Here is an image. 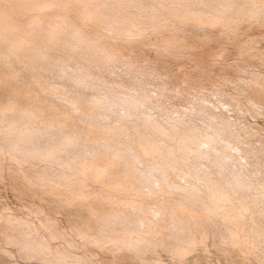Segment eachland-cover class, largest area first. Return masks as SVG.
I'll return each instance as SVG.
<instances>
[{"label":"rangeland","instance_id":"obj_1","mask_svg":"<svg viewBox=\"0 0 264 264\" xmlns=\"http://www.w3.org/2000/svg\"><path fill=\"white\" fill-rule=\"evenodd\" d=\"M43 1L44 0H0V10H1L0 16L3 15V17L0 18V19L3 18V22L2 20H0V70L3 71L2 73L0 71V264H264V220H263L264 218H262L264 216L263 215L264 213L262 214L263 216L260 214L264 212L262 211L264 210V208L261 207L260 212H259V209H256L257 207L260 208L259 207L261 206L259 205L260 201H262L260 204H263L262 206H264V197L262 198L263 200L260 198V196L261 197L264 196V194H262L264 193L262 192L264 191L263 190L264 189V185H263L264 178L263 180L260 178L261 181H263L261 183H260V180H257L259 179V176L257 175L260 174V172H261L260 176L264 177V158L262 159V161H260L261 160L260 157L262 155H263L262 157H264V104H263L264 98H262L264 97V94H263L264 93V0H150V1L143 0L144 3L141 2L140 0H137V2L140 1L142 4L140 5V3L138 2L140 7L138 6V4H136L137 3L136 1L133 3L131 0L132 2L131 4V2H127L129 0L127 1L124 0L125 3H127L125 4L126 7L124 9L125 11L127 10L128 12L127 11L125 12L123 8L122 10L119 9V11L123 14V16L119 15L121 13L117 14V12L119 11L116 12V10H118L117 8H119L118 6H120L121 8V5H123L124 3L122 0H113L115 3L116 2L118 3V4L116 3V6L113 5L115 3L113 1L111 2V0H108V1L107 0H52V2L51 0H47V2L46 0L44 2ZM120 1H122L123 3H121ZM110 3H113V4H110ZM130 4L131 5L136 4V6H133L132 8ZM127 5H128V8H127ZM144 5H147V6H144ZM219 5H221L223 8ZM92 7L95 9H92ZM146 7H149V8H146ZM218 7H220L219 8L220 12L217 14ZM136 8L138 9V11H136L137 10ZM168 8H170L171 10H169ZM224 8L225 9L227 8V10L225 11ZM43 10L45 11V13L47 10H49L51 13L50 12H47V13H50L51 15L46 13L47 15V18H46V16L44 15L45 13L42 12ZM90 10H93L92 12L94 14H92ZM160 10L162 12H160ZM165 10H168V12ZM221 10L223 11L222 13L224 14V16L222 15ZM38 11L40 13H38L37 15ZM133 11H135L134 13L136 14V16L138 14L141 16V18L140 16H138V18L140 19L139 22L135 21L138 19L134 15ZM163 12L164 14L165 12H167L165 14L166 17L163 14ZM150 13H153V16L155 17H152V14ZM114 14L118 18L119 16H122L123 19L125 18L124 16H126L127 18V19L125 18L126 21L125 19L123 20V22H126V23H123L124 25L126 24V26H124L121 23L122 21L121 17H120L121 20L119 18L121 24L119 23V20L117 22L118 18L116 19V17H114L115 16ZM143 14H145L146 16L144 15L145 16L144 17ZM168 14L170 15L168 16ZM227 14H229V16ZM40 15L41 16L44 15L45 17L44 16L41 17ZM112 15L115 18V20H113L114 18H112ZM148 15L150 16V18H148L149 21H153V22L156 20L155 18L161 17L162 15L164 16L156 20V22L158 21V23L156 22L154 23L156 26L151 24L153 22L148 23L149 25L148 24L144 25V23L148 20L146 18ZM35 17H37L38 19L35 20ZM39 17L42 19H40ZM50 17H55V18H50ZM220 17H225L226 19H228L227 17H229L230 20L226 21L225 18H223L224 19L223 20ZM103 18L104 20H102ZM130 18H131V22H132V19L135 18L133 21L136 23L134 22L132 23L135 24V26L138 24L137 28L142 27L143 29L139 30L140 29L139 28L138 29L139 31H138L136 27H135L136 29L131 28L133 27V25L128 22L130 25L128 27L129 29L127 28L128 29L127 31L126 30V27L128 26L127 21H130L129 20ZM143 18L147 20L144 21ZM152 18L155 20H153ZM167 18L169 20H167ZM111 19L115 21L114 24L117 22L116 23L117 25L112 26ZM163 19L166 20V21L165 20L163 21L164 23H162L161 21ZM42 21H44V23ZM113 21H112V24H113ZM50 22H53V23H50ZM64 22L66 23L62 25V23ZM107 22L109 23V25ZM142 22H143V25L146 26L145 27L146 29L144 28V26H142ZM4 24L7 26L6 28L4 27L5 26ZM49 24L51 25L53 24V26L50 27L51 25ZM44 25L45 26L49 25V26L45 27ZM119 25L122 26L121 29H120L121 26ZM150 25H153L155 27H152V26L148 27ZM13 26L15 27V29H17L16 32ZM114 26L116 28H114ZM11 27H13L12 29H14V31L10 29ZM124 27H125V30L123 29ZM130 28L133 29L131 30L132 32L130 31ZM86 30L89 32L88 33L85 32ZM129 31L131 32V35ZM125 32L126 33L129 32V33L126 34ZM136 32H137V35H136ZM11 33H13L14 36H11ZM15 33H16V36H15ZM132 33H135V34H132ZM145 33L146 35H144ZM123 34L125 36L124 39H122L124 37ZM132 35H134L133 39H132L133 37ZM142 35H144V38ZM78 36H81V37H78ZM16 38L18 41H16L15 43L14 41L16 40ZM145 38H147L148 40H145ZM86 39L90 40L89 42L90 44L87 42L88 40L86 41ZM86 42L88 44H86ZM103 44L105 46H103ZM103 47H106L105 49H106V52L108 51V53L104 52L102 53V56L108 54V55H111L112 57L111 56L107 57V55L105 57L101 56V52L103 51H100V50L105 51ZM86 49L88 50V52L92 51L93 53L92 52L91 54L86 53L87 52ZM109 49L111 50L110 51L111 54L109 52ZM34 50H35V53H34ZM112 51H114L113 55L115 56L112 55ZM25 52L28 54L26 55ZM24 53L26 56L22 55ZM116 53L118 57L116 56ZM20 54L22 56H25L24 58L26 59L22 58ZM32 54L33 56L36 54L34 57L38 55L37 58H39L40 62L38 59L37 61L36 60L34 61L33 59H36L34 57L33 59H31ZM80 55H83L84 58H82ZM85 55H89V56L92 55L91 56L92 58H89V56H87V59H86ZM95 55L96 57H94ZM27 56H29L31 60L36 62L35 64H39V70H38L39 72L37 71V68L35 67L36 65L34 64V62L33 63L32 61L26 62V60L29 59V57ZM97 57L99 59L101 58V60H99ZM116 57L118 59L114 60L116 59ZM21 58L23 60H21ZM78 58H80L81 61L83 59L84 64L81 61H79L80 59L78 61L82 63L81 65L80 63L78 64L74 62V59L77 60ZM88 59H90V61H92L91 59H93L94 61L89 62L87 61ZM95 59L96 60L98 59L99 62L98 60L96 62ZM18 60L24 61L25 68L22 67L23 62L21 63V61L19 62ZM72 60L73 62H71ZM111 60L114 61V65L115 64L116 65L114 66V68L112 67L109 69L108 67H110L111 64L113 65ZM128 61L129 62L131 61L130 63L132 64L129 66H131L134 69H131V67L128 66V64H130V63L127 64ZM49 62H52V63L48 65ZM86 62H88L89 65H93L94 62H96L95 63L96 65H94L93 69L91 66L90 68L89 65H87V68L85 66V70L87 69L86 70L87 72L89 68L92 69V71L89 70L90 74L89 72L85 73L86 71L82 70L84 69V67L82 68V66L86 65ZM106 62L107 64L111 62L110 66L105 67L107 66V64H104V63ZM17 63L18 65L21 64L19 66L20 68L18 67V65H16ZM26 63L29 64V67L27 66L29 69V72L31 71L33 73L35 71V73H33L34 76L33 74H31V72L29 73L30 76L31 75L33 76V78L29 77L27 73L28 69L25 70L26 72L25 74H27L29 78L25 76L22 77L20 75V74L24 75V73L22 72H24V69L27 68L25 66L27 65ZM98 63H101V64H98ZM45 64H47L48 69L46 68ZM97 64H98V68H95ZM102 64H104L102 67L99 66ZM30 65L31 66L33 65L34 69L35 68L36 69L34 70L32 67L31 68L33 70L30 69ZM40 65L45 67V69L47 70L52 69L53 71V72L51 71L52 74L47 73V72H50L47 70H44L46 72L44 73L43 71L44 68H42ZM61 65H62V68L64 67L63 70L60 67ZM16 66L17 68H15ZM77 66H78V69H79V66H81L82 69L81 68L80 69L82 72L81 71L80 72L82 75H84L83 73H85L86 77H84L85 75L82 76L80 72L77 73V70H78L76 69ZM126 66H128V71L126 70L127 69ZM141 66L146 68V69L144 68L145 70L143 69V71H146L148 73V76H147V73H144L142 71ZM21 67L24 68L22 69L23 71L20 70ZM72 67L73 69L76 67L74 69V73H73V70L71 69ZM115 67L117 69H115ZM147 67L150 68V69L148 68L149 70H151L150 73L148 72ZM59 68L61 69V72L65 71L64 74L68 72L66 73L68 75L58 73L57 69L60 72ZM99 68H102V69L107 68L109 70L107 71V69H105L103 70V72H100L101 69L99 70ZM129 68L131 69V72H129ZM70 69L73 74L71 73ZM96 69L100 72L99 73L97 71L98 75L96 74V71H95L96 75L92 73L94 72L93 70H96ZM14 70H16L15 73H14ZM114 71L117 72L116 75L120 74L124 76L125 78L127 77L126 79L129 80L127 81L129 82V84L131 80V85L133 88L130 85H126L125 84L126 81L124 82L122 81L123 82V85H122V82L119 79L122 78L124 80V77L120 75H119L120 78L117 81L116 79L118 78V76H113L115 75ZM11 72H13L15 75ZM3 73H4V76L6 73L7 75H9V77H6L7 75L5 76V78L2 77L1 74ZM17 73H19L20 76ZM57 73H58V76H57ZM45 74L46 75L50 74L52 76L49 75L46 77ZM75 74H76V77H75ZM77 74H79L78 77L80 76V79L78 78V80H76ZM99 74L101 76H99ZM141 74L146 75L148 77V80H149L148 83L145 82V80H147L145 79V76L142 78ZM36 75H38L36 77L38 78L37 80L35 78ZM62 75H64L65 80L62 79V77H59ZM69 75H71V77L73 76L72 80H75V82L76 81L78 82L79 80L82 81V82L81 81L78 82L81 85V87L76 82L77 83L76 85L77 86L79 85V87L82 90L88 87L87 89L90 91L88 92L87 89L84 92H82V90H79L80 88L73 85L72 80L70 81L71 78L70 79L68 78ZM91 75H94L93 79ZM39 76L41 79H43L42 81L40 80V83H42L43 85L39 83V79H40ZM90 76L92 80L90 78H87ZM95 76H97L98 78H96ZM107 76L112 78V80L109 77L107 79ZM139 76H141V79L138 78ZM158 76L160 78H157ZM99 77L101 79L105 77L106 78L105 80L103 79L104 81H101L99 80ZM113 77H115V80L117 82H120L119 83L120 86L122 85L120 89H119V86H117L118 83L114 81ZM129 77L131 78L133 77L134 79L137 77L138 79L136 78L135 80L136 83L133 84L132 82H134L133 81L134 79L132 78L133 79L132 80ZM227 77L228 78L230 77L229 79H231V82L233 84L230 83V80L227 79ZM20 78L21 80L22 78L24 80L21 81ZM57 78L60 79L61 81L60 83H58L59 81ZM86 78L88 80H86ZM232 78L236 79L235 81L237 82L233 81ZM224 79L225 81H223ZM107 80H110L109 87L107 85L108 84ZM138 80H142V81L140 82ZM143 80L147 85L146 87H142V84H140V83H143ZM226 80L227 81L229 80V85ZM13 81L16 82L17 84V85L15 84L16 86L14 85L15 82L13 83ZM91 81H93V83H91ZM94 81L96 82L94 83ZM100 81L103 83L107 81L106 82L107 84L105 83L106 85L103 84L104 86L99 87L102 85ZM156 81L166 82L167 86L166 85L163 86L164 83L162 82L161 83L163 85H160L161 83L159 84ZM11 82L13 84H10ZM83 82L84 84H81ZM85 82L87 84L89 82L90 84H88V86L86 87L87 84L85 85ZM114 82L117 83V84L115 83L116 84L115 89L116 90L118 89L117 92L119 91L116 94L114 93L116 92L115 89L113 92L114 87H111V85H113ZM155 82L157 84H155ZM21 83H23L24 86ZM99 83H101V85ZM137 83L140 84L141 86L139 85L138 87H134L135 85H138ZM145 83L143 86H145ZM95 84L99 86L96 87ZM154 84L156 86L159 84L157 87L159 86H162V87H159L160 88L159 90L158 88H156ZM59 85H61V87L62 86H65V87L59 88L60 87ZM234 85L237 86V88H235ZM250 85H251V89H250ZM57 86L58 88H55ZM126 86L131 87L132 90H130L129 87H126ZM252 86L253 87L255 86V89L253 88L252 90ZM259 86L263 89L260 88L261 90H259V88L258 89L256 88ZM106 87L109 89H106ZM151 87L156 88V89L154 88L155 89L154 91H158L157 92L158 95L164 92V91L162 92L161 90H165L167 88L166 89L167 92L166 91L165 92L167 93L166 96L168 95L167 97L169 99L164 95V93L162 94L163 96H157V94L152 89V92L154 93V95L156 94L154 96L153 93L151 94L150 92ZM163 87L165 88L162 89ZM246 87H248L249 89H247ZM74 88L77 91L79 90L78 94L75 93L77 91ZM121 88L122 90L125 89L123 90V92L125 91L126 95L129 92L128 96L126 97L128 100H129L128 97L129 95L132 94V92H133L132 94L133 96L136 95L137 92H139L140 94L139 93L138 94L141 95L142 92L143 94L146 92L145 91V88H146L147 92L144 95L146 96V94H148L149 97L144 96L143 98H146V99L145 100L143 99V100L146 102L148 101V104H146L145 106L143 104L144 103L143 100H142L143 103H141V97L138 95L135 97L131 95L132 97L130 96V100H132V102L130 100L128 101L124 97L125 92L122 94ZM139 88H143L144 90L142 89V92H140L141 90ZM73 89L75 92L73 91ZM128 89L132 91L131 94H130V91H128ZM138 89L140 91H138ZM148 89H149V93H148ZM256 89L257 91H254ZM66 90H68V92ZM69 90H72V93L73 92L75 93L74 96L76 95L81 96L80 95V92H81V94L86 93L85 97L86 96L88 98L90 97L89 101L90 100L93 101V99H95L93 101V104L96 101V104L97 105L99 104L98 105L99 107L95 104L93 107L100 108V109H97L98 114L101 112L100 115H98L97 113L94 114V111H96V109L95 110L92 109L93 111L91 112H90L91 109H88L89 112H87V114L88 113L92 114L93 112V116H92L93 118L90 119L91 114L89 117V115L86 114L87 110L86 111L82 110V108H84L85 106V103H83L84 100L82 99V97L85 99L84 95H82L81 98H77L76 96V99H77L76 100L75 98L73 99V95L70 94L71 91L69 92ZM133 90H136V93ZM181 90H183L184 92L182 93ZM223 90L224 92H221ZM248 90H250V94L252 91H254L255 93L256 92L258 93L259 91L260 93L263 92L261 93L263 94L261 95L262 97L260 96V94L257 95V98L260 96V98L258 99L261 101V104H260V101L256 99V94L255 96H253L254 95L253 92H252V98L250 94L247 93V95H249L252 100L249 99V96L247 95H245L248 97V98L246 97V100L247 99L249 100L246 101L244 99L245 98V96L243 95L245 93L244 91L249 92ZM38 91H40V94H42L43 92L42 95L44 96V98L42 97V95L39 94ZM55 91H58V92H55ZM63 91L65 93L64 96L62 94ZM45 92L46 94L47 93L48 94L47 95L44 94ZM87 92L88 94L90 92L92 94L90 93L88 95ZM57 93L59 94V96L57 95ZM60 94H62L63 96L62 100H61L62 97L60 98L61 96ZM143 94L141 96H143ZM232 94H234L235 97L237 94V97L240 96V98H243L241 99L242 103L239 102L240 98L238 99L239 101L237 100L239 103H241V105H239L238 102L235 101L237 97L234 98L233 97L234 95L232 96ZM66 95L69 96L70 100L72 99V101H69V102L70 103L74 102L73 103L74 105L73 104L70 105L69 102L64 103L63 100L68 98V96ZM70 95H72V97H70ZM112 95L113 96L118 95V97L120 96L119 98L121 99V101L123 99V101L120 103L119 98H118L119 100L118 101L117 96L116 97L114 96L113 97L114 100H112L113 103H110L111 100L109 99L112 98ZM150 96H153L155 98L158 97V99L157 100H155V98L150 99ZM164 96L166 98H164ZM136 97L140 98L139 99L140 101L139 100L138 101L140 102L139 104L141 105L137 103L138 101L136 99L138 98ZM160 97H162L166 102H164L162 98L159 99ZM254 97L257 101L253 99ZM88 98H86L87 101H88ZM124 98L126 100H124ZM133 98H134V102L137 101L136 102L137 104L133 103ZM78 99L82 100V102L79 103ZM99 99H102V103H103V100L105 103L109 102L110 104H114L115 102V104L113 105L115 107H116V101H118L119 103H117L118 105L117 107L119 108L122 107V106L120 107L119 104L123 105L125 101V105L123 106L124 109L122 107L121 110L122 111L126 110L128 112L131 108L132 109L127 113L129 115H127L125 113L126 111L118 112L120 111L119 108L116 107L117 110L119 109L118 111H116V108L114 109V107L112 105H109L108 103L109 106H112L115 112H118L117 114V113H114L112 111V108L110 107L111 108L110 109L109 106L108 108L110 110L108 111L107 110L108 108L107 109L105 108L107 104L103 103L105 104L104 106L105 109L102 111L103 104H101V101L98 102ZM75 100L76 102H78V104H75ZM159 100L160 101L162 100V102H158ZM89 101L86 104L85 109L88 106L92 107L91 106L92 101H90V103ZM126 101L129 102V104L131 103L134 105L135 104L138 105V108L137 106H133V107L130 106L129 104H127ZM151 101L152 103H150ZM191 101L197 105H194L192 103V105L191 104L188 105L189 107L185 106V104L187 105L188 103H191ZM61 102H62V105L60 104ZM157 102L158 104H162L163 107H161L162 105L158 106V104H155ZM203 102L208 103V105L207 103H205V105H207L208 108L204 106V104L202 105ZM243 102H245L244 106L246 107L242 106ZM246 102H247V105H246ZM248 102H251V103L248 104ZM153 103L154 105L152 106V110L148 111V108L151 107V106L148 107V105L153 104ZM164 103L165 104L167 103L166 104L167 106L166 105L164 106ZM79 104H81V106ZM176 104L180 106L178 107L176 106ZM250 104H252L250 108L251 110H253V112H251L248 106ZM77 105L78 107L79 106L82 107V108L80 107L79 108L86 114L85 116L82 111L80 110L78 111L79 108L75 107ZM127 105H129L128 108L126 107ZM156 105L161 110L165 109L166 112H168V116L166 113H164L165 111L161 112L160 109L159 111L156 108ZM168 105L170 106L168 107ZM255 105L257 106V108L259 106L260 107L263 106L261 107L262 109L260 108L261 112H258L259 114L258 116H256L257 115L256 112L259 111L260 109L259 108L257 109ZM65 106H67L69 109L70 108L72 109H70V111L67 112L69 109ZM240 106L243 107V111L241 109L242 107L240 108ZM63 107L67 108L68 110L65 109L64 110L65 112H64L62 110ZM180 107H181V110L179 111ZM182 107L185 108V110L188 108L186 112L189 109H190V112L192 110L194 114L193 113L191 114L195 116L193 117L190 113H188L189 111L187 113H185V110L182 111L183 110ZM235 107H237L236 110H235ZM143 108L145 109L143 110ZM153 108L155 109L153 110ZM168 108H171L170 109L171 113L168 111ZM233 108H234V112H233ZM245 108L247 110V111L245 110L246 112L244 111ZM146 109L149 113L146 112ZM197 109L198 111L200 109V112L203 110L204 114H200V112L196 111ZM211 109H213L214 111ZM98 110L100 111L98 112ZM132 110L135 113L140 112L139 114H141V111H142V114L146 113L147 117H149V121H151L150 117L152 115L157 116V112L159 114L161 112L160 114L161 117L164 118L162 114L163 115L165 114V118L167 117H170V118L163 119V121H161L159 117V120L162 123L167 122L169 126L167 127V124H163L162 126L161 123H159L160 121L158 122V116H159L158 114L157 119H155L156 118L155 116H152L155 119L154 120L152 118V121L154 120L155 122L153 121V123H151L152 125L154 124L153 127H151V124L149 123L150 125H148L147 123L148 122L147 121L148 119H146L147 117L142 118L146 114L143 115L142 117H139V114H135ZM221 110L223 111L221 112ZM227 110L228 111L230 110V111L228 112ZM249 110L251 113L248 112ZM105 111L108 113V116L110 117H112L113 115L118 116L119 113L120 114L124 113L121 116L119 115V118L117 119L119 120V122H120V119L121 120L124 119V121L128 119L126 121L127 123L126 122L124 123L126 125L125 126L126 128L130 125L134 126L135 124V126L132 128L128 127V129L132 132H130L127 129L129 133L133 134L132 136H134L135 139H137L136 136L138 137V135H136L137 132L139 135L140 133H142L141 135L143 136L141 135L140 136L142 137L141 139L143 141L145 139H146L145 141H147V139L154 140L155 136H156L155 140L158 139V137L160 139L159 133L161 131L163 132V129L161 127L164 128V125H165L166 130L164 129V132L167 131L171 133L172 130L177 132V135L175 134L176 132L174 133L173 131L171 134H168V135H166V132L165 134L163 133L164 135L161 133V136L162 135L164 136V137L163 136L161 137L162 143H165L162 140L168 141L167 140L168 138L165 139V137H168L169 135L173 136L175 134L174 135L175 138L172 137L173 143L171 144L166 143L169 148H170L169 145H172L171 146L172 149H170V151L172 150L171 153L172 152L174 153L178 146L179 147L177 151L179 153H177V151L175 153H177L178 154L177 156H179L180 158L182 157L181 160L183 159V156H182L183 153L181 152L183 149L187 151V148L189 147V150L191 152L187 151L188 154L189 153L192 154L193 151L197 153L192 154V155H195V157L194 156L192 157L190 154L189 156L188 154L186 156L185 154L186 158L183 159L184 160L183 162L180 160V158L176 159L178 157H175L176 156L175 153L172 154V156H167V155H171L170 152L168 154L166 152L168 147H165L166 150H164L165 149L164 147H161V148H164L162 149L161 152L158 151L159 149H157L160 147H157L156 148L157 150L153 148L155 152L154 151L152 152L146 148L147 147L146 143L148 141L146 143H144L145 141L144 142L142 141L144 143L143 144L141 142L142 145L146 147H144V149L141 148L142 145L140 144L139 139L137 140L134 139V142H133L134 137L132 138L131 134H129L130 136L128 137L129 139L132 138L131 141L133 143L140 144V145L139 144L136 145L140 147L138 148L139 149L138 151L141 152V155L139 154L140 152L138 153L139 154L138 155L137 153H135L137 151L136 149L137 147L134 146V144L130 143L129 140L127 139L126 140L128 143L126 145L125 138H128L127 137L128 132L126 130L125 131L126 134L124 133V130L126 128L123 125L118 124L119 126H122L123 129L121 127L120 128L123 131V133L122 131H120L119 126L115 127L117 126L116 122H118L116 121V119L114 120V118L112 117V120H111V118H109V120L112 121V124H113V120L116 123V125L113 124L114 129L113 127H111V129H113L114 131L118 129V132L115 131L114 133V131L113 132L110 131V128L109 130L107 129L108 127L107 124H109L108 122L110 121L109 120L108 122L105 121V117H104L105 113L103 114V112ZM111 111L114 114H109V112ZM131 111L133 112L134 117L135 115L138 117V118L135 117L137 120L141 118V120L139 119V123L137 121L138 125L136 124L135 118H132L135 123L133 124L129 123V122H133L131 117H129L132 115ZM144 111L145 113H143ZM153 111H155L156 114H153L155 113ZM178 111L180 112V114ZM218 111H220V113ZM150 112H152V115H148L150 114ZM183 112L185 114H183ZM195 112H198V113H195ZM101 114L104 115L103 116L104 118L101 117ZM210 114L212 115L214 114V116L211 115L212 116L211 117ZM251 114L252 115L256 114V115L255 116L253 115L254 116L253 117L251 116ZM178 115H180L179 117H183L181 118L182 120L178 117ZM222 116L224 120L229 119V123L231 124L230 125L226 124L228 123L227 121L224 123L223 122L224 120H221L223 124L220 123L219 121L222 118ZM95 117H98V118L101 117L99 119L101 120L102 124H100V120L96 118L101 127L100 126L98 127V124L96 123L97 120H95ZM124 117H126L127 119ZM128 117L132 121H130ZM171 117H173L172 119H174V117L179 118L180 121L177 118L174 119L175 121H179L177 123L180 126V127L178 126L179 131L177 130L176 125H175L176 129L173 128L174 127L173 125L176 124V122L174 121L172 123ZM102 118L104 119V121ZM211 118L213 119L215 118L216 120L214 119V121H211L213 120ZM235 118L236 120H238L236 121L237 123L235 121H231V120H235ZM243 118L246 121L248 120L249 122V123L247 122L248 125L251 124V126H253L251 127L250 130L248 129L250 126L245 125L246 121L243 120ZM106 119H108V117H106ZM187 119L188 121L190 119L189 125L193 127L187 125L188 124ZM217 119H218V122H217ZM124 121H121L120 123ZM141 121L143 122L140 123ZM144 121H147V122H144ZM208 121L211 124L208 123ZM243 121H245V123H243ZM232 122H235V124L233 123L234 126L232 125ZM144 123L146 126L144 125L143 126L144 128L147 127L146 129L142 127V124ZM155 123H159V124H157V126L154 128V126L156 125ZM171 123L173 124L172 128L170 127ZM180 123L187 125L188 129L186 128L187 129L186 130L185 129L186 126L185 127L184 125L181 126ZM219 123L222 126L224 125V127H222ZM240 123L244 125V129L248 126L246 128V130L247 129L248 130L243 131V126ZM104 124L106 125L104 126ZM139 124H141V126ZM237 124L238 126H236ZM158 125L159 126L161 125V127H158ZM59 126H62L64 129ZM103 126H104V130L106 129L105 131L103 130L104 132L101 131L102 130L101 128ZM136 126H138L137 127L138 131L136 130L137 129ZM225 126L227 128L231 126L232 130L230 128L227 130ZM240 126H242V128ZM157 127H158V130L156 129ZM181 127L184 128L188 132L192 130L191 128H193V130H195V127L198 128L197 130H195V133L194 131L193 132L190 131L189 133L190 136L192 135L191 132L194 133L195 135L197 131L198 132L200 131L199 129L204 130L203 134L201 135V138L203 137L205 130L211 138L213 135H217V134L220 135L219 133H221L222 135V132H223L222 136L227 139L226 141L229 144L235 143L236 145L235 144L234 145L237 149L235 147H232L234 146L233 144L232 145L227 144L222 136H216V137L213 136L212 138L213 140L209 138L210 139L209 140L210 143H209V141L205 142L204 139L207 138L205 137V135H204L205 138L203 137L204 139L196 138L197 136L195 135L196 136L195 137L193 135L195 137L194 140L196 139L195 141H197V139H200L198 140L199 142L198 141L196 142V144L198 143L197 144L198 147H197L196 144L189 142V139L188 141H186L187 137L185 138L186 136L185 134H187L188 132L186 133L185 130L183 131ZM58 128H60V131H63L64 133L70 130V133L72 132L70 135L72 137H75V139L68 136L69 133L67 132L66 134H64V137H67V140L66 141L63 140L64 137L62 136L63 138H61V136L59 135L60 132ZM133 128H135L134 129L135 132L132 130ZM159 128H161L162 130ZM179 128L181 129V132L182 131L185 132L184 135H182L183 133H180L182 136L179 134L181 137L178 135V133L180 132ZM219 128H221L222 130ZM224 128L229 132L228 134L226 130H225L226 132L223 131ZM233 128H235V130H233ZM139 129H141L142 132H140ZM147 129H148V132H147ZM168 129L170 131H168ZM207 129L208 130L210 129L209 132L207 131ZM218 129H219V132H218ZM237 129L238 131L241 129L240 130L241 132L238 135H241L244 132L242 134L243 136L241 135L239 137V140H238V137H234L237 135L236 133ZM107 130L108 132H106ZM149 130L150 131L156 130L155 133L158 131L159 136L158 134L155 135V133H154L155 135L154 136L152 134V132L154 131L150 132ZM211 130L215 133L211 132ZM229 130L236 131V132L235 133L233 132L232 134V132H230ZM119 131L122 133L120 135H126V137L125 136L122 137L118 135L120 133ZM63 132L61 133V135L63 134ZM116 132H117V135H116L117 139H115L114 138L115 136H113L116 134ZM149 132L152 134V136H154L153 138L152 136H150L151 138L148 137L149 135H151ZM249 132L250 134L252 132L251 134L252 138L251 136H247L249 135ZM106 133L108 136H105ZM111 133L112 135L110 136L109 134ZM101 134H103L105 138L107 137L106 138L107 140L104 139V137H101L99 140H97V138L100 137ZM224 134L226 136H224ZM254 134H256L257 137L260 136L258 137L260 139H258ZM56 135H59L60 137ZM96 135H99V136H96ZM144 135H146L145 138H143ZM87 136L89 137L88 140H87ZM90 136H95L96 139L95 137L94 138L92 137L93 140H91L92 138ZM117 136H119V138ZM190 136H188V138H190ZM193 136H191L190 141L193 139ZM244 136H246L247 139ZM176 137L178 138L176 139ZM214 137L216 138V141L214 140L215 139ZM217 137H218V141L219 140L221 142L225 141V143L222 142L221 144V142H217ZM220 137H222V139ZM248 137H250L249 140L251 142H249ZM122 138H124L125 141ZM181 138H184V139L181 140ZM236 138L238 141H240L239 145H238V141H236ZM240 138L243 141L245 140L249 143L246 142L247 143L246 144L245 141L243 142L242 140H240ZM72 139H74V141ZM94 139L97 140L100 145L98 144V142H95V145L93 148L92 144L95 141ZM159 139L156 140L158 142H154L155 144L157 143V146H158V143L159 145H162V143L159 142ZM169 139L171 138L169 137ZM70 140L73 142H71ZM117 140L119 141L117 142ZM120 140H122L121 141L122 144L124 141V144L123 146L121 144V147H125L124 145L129 147V148L127 147L121 148L127 154H125L124 151L123 152L121 151L120 144H119ZM184 140L187 142V143L186 142L184 143L186 144L190 143L188 144L189 146L183 143ZM202 140H204L205 145L208 147L206 148L204 146L202 147V145H204ZM211 140L213 142H211ZM230 140L231 142H229ZM83 141L85 144L86 143L88 144L85 145ZM107 141L108 142L111 141L113 143L111 142L108 143ZM195 141L193 142L195 143ZM201 141H202V145L200 147L199 143ZM65 142H69V143L71 142V145L69 146V143L67 144ZM89 142H91V144ZM104 142L105 144H103ZM114 142L118 144L119 147L115 146L116 144ZM178 142H180L179 143L180 145L182 142V144L186 146L182 145V149H181L180 148L181 146L179 144H176ZM241 142H243L241 146H243L245 149L240 146ZM82 143L84 145H82ZM101 143H102V146H101ZM106 143L108 144L106 145ZM244 143L246 144V146H248V144L250 145L246 148ZM89 144L92 146H90ZM96 144L98 147L96 146ZM110 144L112 145L114 144L113 147ZM128 144L133 146V149ZM166 144L165 145L163 144V146H166ZM174 144H176L175 149H174ZM211 144L214 146L213 148H211L212 146ZM220 144H221V147L219 146ZM222 145H225L227 149H225V146H222ZM95 146L97 147V149ZM100 146L102 148L106 146V150H107V146H110L111 148L110 147L109 148L111 150L114 149V147H117L115 148L117 149V152L115 151V149L112 151L109 150V148L107 151L105 149H100L99 148ZM194 146L197 147V150L195 149L192 151V149H194ZM222 147H223V150L225 149L224 150L225 152L222 150ZM199 148H201L200 152H199L200 150ZM210 148L214 151L215 150L219 151L221 149V151L224 152L223 154L227 157L230 156L229 154L232 155L233 153L232 157H229L230 159L232 158L233 160L236 158L235 156H238V159L237 158L235 159L236 164H233V165L230 164L229 162L233 160L232 159L230 160L227 157H225L223 154H221L222 152L221 153L217 152L215 154H212L213 152H211ZM94 149H96L97 151L95 150L94 152ZM146 149L151 152L150 153L152 154L151 156H154L153 153L155 154L154 158L156 160H154L153 157H152L153 160L151 159V157H149L150 156L149 151H147ZM134 150L136 151L134 152ZM143 150L146 151V153L145 152L143 153L144 155H142ZM163 150L166 152L164 153L166 154L165 156H163L164 155ZM207 150H210L211 153L210 152L208 153ZM108 151L110 153L116 152V155H114L115 153L110 154ZM119 151H121L120 153L125 154V156L127 155L126 157H128L130 154L133 157L138 155L137 157H135V158L140 159V160L137 159L138 161H141L142 158L140 157H143L145 156V154L148 153V155L145 156L146 158L145 157L143 158L147 159L148 157L150 158V160L147 159L146 161H144L145 159H142L141 163H139L141 164L139 167L144 166V165L146 166V164L149 163V165L151 166V169L149 168L150 166L148 164H147L148 166L147 168L150 169V173L146 172V170L144 171L143 169L142 170L139 169V167L137 166L138 161L135 158L134 159L136 160V164L134 163V160L132 161V159H130L129 163H131L130 161H132L134 165L133 163L128 165L129 163L127 162V160L129 158H132V156H129L128 159L125 157L126 158L125 160L124 155L122 156V154H119ZM186 151L184 153H186ZM203 151H204V154H203ZM159 152L161 153L162 157H166V156L167 158L169 157L168 159L166 158L167 160L163 158L166 161V163L168 162V164H166L165 161H163L162 157H161V162L157 161L158 156H160L158 155ZM198 152H199V155H198ZM95 153H98V155H96ZM134 153H135V156H134ZM201 153H202V156L200 155ZM207 153L208 155H206ZM216 154L217 155L221 154L219 156H221V158L225 157L224 159L227 158L226 160H228L229 162L223 159L219 160L220 157L218 159V156ZM241 154L245 156V157H242L243 159L239 158L242 156ZM120 155H121L120 159L119 158L117 159V157H119ZM96 156H98V158ZM199 156L201 160H199ZM171 157H174V159H176V161L174 162H177V163L172 162L173 160ZM187 157L188 158L190 157V160H188ZM191 157L192 159L194 158L193 159V161H195L194 163L195 164L197 163L196 166H194V164L191 163L192 162ZM205 157L207 158V160H205L206 159ZM215 157L219 161H217V159L216 160L213 159ZM257 157H258V160H257ZM122 159H124L126 162H124V160L122 161ZM169 159H171L172 161ZM185 159H187L188 162L191 161L190 163L194 167L193 168L190 165L189 167L190 172H189V168L188 169L186 168L188 164L190 163H185ZM197 160L199 161L197 162ZM202 160H205L207 164H205V161H202ZM237 160H241L242 162L240 161V163H238ZM120 161L122 162L120 163ZM143 161H144V164L142 165ZM153 161H155L156 163L155 165L158 164V167L153 165L154 164ZM170 161L172 164L170 163ZM178 161H181L180 163H183V164H180L179 166ZM220 161L223 162V163L221 162V165L222 164L228 165L229 163L228 167H226V165L225 166L223 165L224 167H222L219 164ZM224 161L226 162L224 163ZM150 162H152V164ZM210 162H212L213 165ZM256 162L260 163V165L257 164ZM159 163L161 166L162 165L164 166V167L160 166L161 168H164V169L162 170L160 168L161 171L160 169L152 170V168L154 169L155 167L159 168ZM163 163H165L166 166ZM123 164H127V165H123ZM174 164H175V168L179 166L177 167V170L174 167L169 168V166L174 165ZM186 164L187 166L185 167L186 168V171H185L184 165ZM214 164H215V167L213 168L212 166H214ZM241 164H244V165L247 164V165L245 167L244 165L241 166ZM131 165L133 167H131ZM198 165L201 168L200 170H203L205 168L204 170L206 172L208 173L210 172L209 174L210 178L213 172L214 174H217V175H212V178L209 179L206 177L208 176V174L205 173L204 171V175L207 174L206 176H204L205 181L207 180L206 183L204 182L205 185L208 184L207 187L204 186V183H201L203 182L202 179L204 177L201 178V182H200V177L203 176L202 175L203 171L199 170ZM200 165L204 167L202 168V166ZM217 165L219 166V168L220 167L224 169L228 168L226 169V171H228L229 173L227 172L226 176L223 175L225 174L224 172L226 171L223 170L222 168H220L222 170H218V172H216L215 170L218 169ZM256 165L258 166L257 168L260 170V171L258 170L259 172L256 170V167H255ZM129 166L131 167V169L133 168V171L137 169L138 171L139 170L143 171L141 173L142 175L140 174L142 177L144 176L143 174L145 173H146L145 176H147L148 174L149 175L151 174L150 176H153V175L157 176L159 174H162V175L164 174L165 177L160 176V175L157 177L158 178L161 177L165 179V181L160 178V180L164 181L163 183L162 181H159V179H156L158 182H161V183L159 184L155 180L156 185L152 184L155 182L154 178H150L148 175L149 179L152 180V183L150 182L151 180H149V183H146V181H148L147 180L148 177H145L146 180H144V177L142 179V177L138 174L140 173L138 171L135 172L136 174L135 176L138 178L135 177L136 179H133L132 174L130 176L125 175V174H129L132 172L134 176L133 171L127 170L128 168L130 169ZM134 166H136L137 168ZM205 166L206 167L211 166V169L209 167H207L208 169H206ZM180 167H181V171H180ZM248 167H250V170L248 171V174H247L246 171L249 169ZM178 168H179V172L176 173L178 171ZM212 168L214 169V171ZM251 168H253L252 169L253 171L251 170ZM168 169H170L171 171L175 170V172H171L169 170L171 175H173L174 173L173 177L169 175L170 173L168 171L167 173H169L168 174L169 176L166 175L167 173L163 172V171L166 172V170ZM182 169L187 174L188 172L190 174L191 170L192 171L194 170L195 173L199 170L198 173L200 172L199 173L200 177L198 176V173H196L197 175L195 173L194 174L191 173L192 175H189L188 177V179L190 178L191 180L197 179V182L194 183L196 180L188 181L186 179L188 175L187 174L183 175L182 173L184 171ZM126 170L128 172H126ZM156 170H158V173L153 174L152 172H156ZM219 171L221 172L224 171V172L221 174L219 173ZM251 172H255L256 174L258 172L257 175L253 173L254 175H256L255 176L256 178L254 177V175H252L254 179H251L252 178ZM218 173L221 174L222 176L218 175ZM177 174H181L179 175L181 177V180L185 179L184 181L187 180L188 182H193L194 185H192V183H188L187 181H186L187 183L185 182V184H187L185 185L187 186L185 188H187L188 190L187 193L190 195H191V192H197L195 190L196 189L198 190V188H200L201 192L205 191L206 193L209 185L211 184L210 180L211 181L213 180L212 181L213 186L214 185L215 186L213 188V186L210 185L211 187L209 189L211 190V188H213V191L211 190L209 191L210 193H208L210 195H208L207 193L204 195L203 192L201 193L198 190V192H200L202 195L200 194L201 195L200 196L199 193L197 192L198 193L196 194L197 197L195 196L194 198H189L190 200L193 199L191 200L192 201L191 202L189 199L187 200V198L189 197V195H187V193L185 192L187 190H185V188H183V186L181 185V184H184L183 183L184 181L182 183L179 182V184L181 183L180 184L181 186L177 183L178 181H181L179 180L180 178L179 176H177ZM249 175L251 176L250 179L245 178V176H249ZM175 176H177L178 179L176 177L175 179L177 181L174 179V181L176 182L171 181L173 183V186H172V183L170 184V180L171 178H174ZM182 176H184V179H182ZM197 176L199 178H196ZM215 176L216 177L220 176L219 177L220 181ZM224 176L226 178L228 176L227 181H226V178H223ZM167 177L170 178L168 180L169 182L168 185H167V180H166L168 179ZM213 177L215 179H213ZM230 177H232L230 179L232 188H230V184H229L230 182L228 183ZM240 177H242L244 180L246 179L247 181H250L251 185L255 186L257 183L259 187L251 186L250 182L249 183L247 182L252 188H254V190L256 188L260 192L261 195L259 194L260 196H258L257 194V196L261 200L260 199L257 200L258 197L256 196V193L258 191L256 190L253 191V189L251 187H248L249 185H247V183ZM139 179L141 180V183L145 185L143 186L145 187L144 188L145 191H143L144 189H142L143 187L141 183L139 186H141L142 188L138 187L139 190L137 187H135V183H132V182H137V183L140 182ZM134 180H138V181H134ZM231 180H233V183L235 185L232 183ZM237 180L239 181V184H237ZM242 180L244 181V183H242ZM251 180H253V182ZM254 180L255 181L257 180L258 182L256 181L255 183ZM217 181L220 183V185ZM222 181H225L226 183H228L229 188H226L225 187L226 183H223L224 184L223 186L225 187L223 189ZM175 183L177 184V187H175L174 185ZM197 183L199 185L204 186V188L202 186L203 190L201 189V186L200 187L196 186L198 185ZM240 183H242V186H244L245 190L247 191L246 193L247 195H246L244 193L246 191L243 190L242 194L243 193L244 194L242 195V197H244L243 198L244 200H247L249 198L247 201L248 203H250L249 204L250 206L247 203H245L247 201H244L242 197L239 196L241 193L239 192V190L242 191L241 189H244V187H241ZM148 184L151 187V188L148 187V190H150V192H147L148 190L146 186ZM162 184H165V187L164 185L158 187V185H162ZM188 184L191 185V188L190 186H188ZM216 184L221 186L222 188L217 186ZM259 184L263 185L262 186L263 188L262 187L260 188L261 185ZM168 186L169 188L170 186H172L171 188H173V190L175 191L169 188L168 189L170 191L166 190L167 189L166 187ZM216 186L219 188H217ZM215 187L217 188V190L215 189ZM158 188L162 190H158ZM174 188H177V189H174ZM179 188L180 189L182 188L184 191L182 189L178 191ZM220 188L223 190H221ZM235 188L239 189L237 190V192L239 193L234 191L236 190ZM259 188L262 190L260 191ZM204 189H207V190H204ZM225 189H228V190L231 189L229 190L230 195L226 193L227 190ZM250 189H252L253 192ZM157 190L158 192H156ZM176 190L178 192L183 191V193H185L186 195L184 194V197H182L183 196L182 194V196L180 195L181 199H178L180 197H177V195L181 193H177ZM217 191L218 192L220 191L219 193L223 197L221 195L217 197L218 196ZM222 191L223 192L225 191V195ZM171 192L175 195H171L170 194ZM212 192L217 193L215 194V196L213 195L216 198L211 199L212 201L215 200L214 202L210 200L212 196L211 194H214ZM230 192L232 193V196ZM235 193L237 194L235 195ZM226 194H228V196ZM244 195L247 196L246 197L247 199H245ZM220 196H221V199L223 200L224 198L223 201H225L224 204H221L222 208L220 207L221 205L219 204V203H223V201L220 199ZM224 196L230 199L227 200V198ZM238 196L243 200L241 201V205L244 206L243 203H245V205L247 204L246 208L245 206L243 207L238 204L240 203L239 201L241 200L240 198L238 199ZM201 197L202 199H204V202L206 201L207 203L206 202L202 203V200H200ZM203 197H205L206 200ZM231 197H235L238 200L234 198L233 203L228 202V201H231V199L233 200V198ZM252 197L255 199H253ZM182 198L186 199L185 202H183L184 200ZM197 198H199L198 200H200L201 202L200 201L198 202ZM171 199L173 200L176 199V203L175 201ZM194 199H196L195 200L197 202L196 204L194 202ZM168 201L172 202L174 206L171 205V203H169ZM186 201L190 202V204H192L193 206L188 204ZM209 202L215 203L216 207H214L212 203L210 205ZM200 203L205 204L206 206L208 204V206L210 205V207L208 206L206 207L204 205L203 206L204 208H203L201 205H199ZM225 203L226 204L231 203V204H228V208H230V210L233 211L232 213L229 209H226L227 207H225L226 205ZM235 203H237V206H240L238 207L240 209L237 208L236 209L237 211L234 212L235 209L233 207H237ZM256 203L259 206H255ZM167 205H169V207ZM223 205L225 208L223 207ZM212 206L214 208L210 215L209 212L211 210L209 211V208L211 209ZM201 207L203 209V213L206 212L205 214L206 215L208 214L207 216L206 215L204 216L202 211H200ZM242 207L245 209L241 210ZM176 209L178 210L176 211ZM155 210H157L158 212L157 211L155 212ZM207 210L209 212H207ZM214 210L216 211L213 213ZM218 210L219 211L221 210L220 211L221 215H219L220 213ZM224 210L227 212L230 211L229 214H226L227 212H225ZM240 211L243 212V215L242 213H239ZM216 212L219 213L217 218H216L217 214H215ZM236 212L238 213L235 214ZM257 213L260 214L259 217H257L258 216ZM173 215L174 216L177 215L178 217L176 216L174 217ZM179 216H180L181 221L178 220ZM205 217L207 218L210 217L209 218L210 220H207ZM220 217L221 219H219ZM175 219H176V223H174ZM254 219L257 221V223H255L256 221H253ZM257 219L258 220L261 219L262 221L260 220L258 223ZM183 221L185 222L189 221L188 224L192 223L191 221H193V224H191V226L192 227L194 226V227L192 228L190 225H188L187 223L185 224ZM175 225H177L178 228ZM188 229H191L190 230L191 232L189 231L190 233H188L189 235L187 234L190 239L188 238L186 239L187 237L186 230Z\"/></svg>","mask_w":264,"mask_h":264},{"label":"bare ground","instance_id":"obj_2","mask_svg":"<svg viewBox=\"0 0 264 264\" xmlns=\"http://www.w3.org/2000/svg\"><path fill=\"white\" fill-rule=\"evenodd\" d=\"M44 1H45V0H44ZM44 1H43V2H44ZM107 1H108V0H107ZM112 1H113V0H111V2H112ZM122 1H123L124 3H123ZM122 1H120V2L123 3L124 6L121 5V3H120L121 8H120V6H118L119 8L116 7V8L118 9V10H116V12L119 11V9L122 10V8H123V10L125 11L124 8L126 7L125 4H127V3H125L124 0H122ZM126 1H127V0H126ZM135 1L137 2V0H134V1L132 0L133 3H134ZM140 1L143 2V0H140ZM140 1H138V2L140 3V5H142ZM146 1H147V0H146ZM148 1H150V0H148ZM43 2H42V3H43ZM46 2H47V0H46ZM46 2H45V3H46ZM51 2H52V0H51ZM109 2H110V1H109ZM113 2H114V1H113ZM118 2H119V1H118ZM127 2H131V0H129V1H127ZM132 2H131V4H132ZM138 2H137L136 4H138V6H139V3H138ZM114 3H115V2H114ZM116 3H117V2H116ZM116 3H115V4L110 3V4H113V5L116 6ZM143 3H144V2H143ZM150 3H151V2H150ZM117 4H118V3H117ZM131 4H130V6H132V8H133V6H136V4H135V5H134V4L131 5ZM145 4H146V3H145ZM45 5H46V4H45ZM128 5H129V4H128ZM128 5H127V8H128ZM42 6H43V5H42ZM115 6H114V7H115ZM122 6H123V7H122ZM144 6H147V5H144ZM219 6H221V5H219ZM95 7H96V6H95ZM139 7H140V6H139ZM139 7H137V8H139ZM141 7H142V6H141ZM221 7H222V6H221ZM63 8H64V7H63ZM98 8H99V7H98ZM127 8H126V9H127ZM130 8H131V7H130ZM130 8H129V9H130ZM132 8H131V9H132ZM137 8H136V9H137ZM143 8H144V7H143ZM146 8H149V7H146ZM219 8H220V7L217 8V9H218V10H217V11H218L217 14L220 12V9H219ZM222 8H223V7H222ZM222 8H221V9H222ZM37 9H38V8H37ZM92 9H95V8L92 7ZM129 9H128V10H129ZM134 9H135V7H134ZM163 9H165V8H163ZM168 9L171 10L170 8H168ZM224 9H225V8H224ZM98 10H99V9H98ZM132 10H133V9H132ZM141 10H142V8H141ZM226 10H227V8L225 9V11H226ZM92 11H93V10H90V12H92ZM95 11H96V10H95ZM95 11H94V12H95ZM126 11H127V10H126ZM126 11H125V12H126ZM136 11H138V9H137ZM163 11H164V10H163ZM165 11L168 12V10H165ZM173 11H174V10H173ZM225 11H224V12H225ZM0 12H1V10H0ZM42 12L45 13L44 10H43ZM42 12H41V13H42ZM47 12H50V11L47 10L46 13H47ZM127 12H128V11H127ZM134 12H135V11H133V13H134ZM141 12H142V11H141ZM141 12H140V13H141ZM160 12H162V11L160 10ZM167 12H165V14H166ZM222 12H223V11L221 10V13H222ZM38 13H40V12L38 11V12H37V15H38ZM46 13H45L44 15H45L46 18H47ZM50 13H51V12H50ZM50 13H47V14L51 15ZM95 13H96V12H95ZM98 13H99V12H98ZM118 13H121V12L119 11V12H117V14H118ZM123 13H124V12H123ZM136 13H137V12H136ZM171 13H172V12H171ZM171 13H170V14H171ZM226 13H227V12H226ZM226 13H225V14H226ZM92 14H94V13L92 12ZM150 14H152V17H155V16H153V13H150ZM154 14H155V13H154ZM156 14H157V13H156ZM160 14H161V13H160ZM163 14H164V12H163ZM165 14H164V15H165ZM170 14H168V16H169ZM172 14H173V13H172ZM35 15H36V13H35ZM44 15H42V16H44ZM114 15H115V14H114ZM119 15H122V16H123L122 13L119 14ZM134 15L136 16L135 13H134ZM144 15H145V14H143V16H144ZM158 15H159V14H158ZM158 15H157V16H158ZM164 15H162V16L160 15L161 17H158V18H162ZM222 15L224 16L223 13H222ZM222 15H221V16H222ZM227 15L229 16V14H227ZM40 16H41V15H40ZM42 16H41V17H42ZM45 16H44V17H45ZM54 16H55V15H54ZM117 16H118V15H117ZM122 16H119V18H120V17L122 18L121 23L123 24V23H126V22H123V20L126 18V16H124V17H125L124 19H123ZM138 16H140V15L138 14V15L136 16L137 19H138V20H135L136 22H139V20H140V19L138 18ZM145 16H146V15H145ZM145 16H144V17H145ZM219 16H220V14H219ZM1 17H3V15H1L0 18H1ZM114 17H116V15H115ZM114 17H113V15H112V18H114ZM165 17H166V15H165ZM170 17H171V16H170ZM217 17H218V16H217ZM217 17H216V19H217ZM225 17H226V16H225ZM225 17H220V18L223 19V18H225ZM39 18H40V17H39ZM50 18H55V17H50ZM110 18H111V17H110ZM117 18H118V17H116V19H117ZM119 18L117 19V22H118ZM121 18H120V20H121ZM132 18H133V17H132ZM140 18H141V16H140ZM146 18L148 19V18H150V16L148 15ZM158 18H155V19L158 20ZM227 18H228V19L225 18L226 21H227V20H230L229 17H227ZM230 18H231V16H230ZM37 19H38V18L35 17V20H37ZM40 19H42V18H40ZM43 19H44V18H43ZM126 19H127V18H126ZM126 19H125V21H126ZM134 19H135V18H134ZM134 19H132V22H134V21H133ZM147 19H146V20H147ZM152 19H153V18H152ZM152 19H150V20H152ZM155 19H153V20H155ZM218 19H219V18H218ZM222 19H221V20H222ZM0 20H2V22H3V18L0 19ZM52 20H53V19H52ZM102 20H104V18H103ZM111 20H112V19H111ZM113 20H115V18H114ZM113 20H112V21H113ZM120 20H119V23H120ZM129 20H130V21H127V23L129 22V23H131V24L133 25V27H131L132 25L130 26L131 28H135V27L137 28V27H138V24L135 26V24H133V23L131 22V18H130ZM143 20L146 21L144 18H143ZM156 20L153 22V21H149V19H148L147 21H149V22L146 21V22L144 23V25H145V24H148V23H150V22H153V23H151V24L155 25L154 23L156 22ZM164 20H165V19L161 20L162 23H164V22H163ZM167 20H169V19L167 18ZM221 20H220V21H221ZM223 20H224V19H223ZM112 21H111V25H112V26H113V25H117V24H116L117 22L114 24L115 21H113V24H112ZM159 21H160V20H159ZM165 21H166V20H165ZM42 22L44 23V21H42ZM136 22H134V23H136ZM50 23H53V22H50ZM65 23H66V22L62 23V25L65 24ZM107 23H108V22H107ZM121 23H120V24H121ZM129 23L127 24L128 26L126 27V30H127V31H128V29H129V28H128L129 25H130ZM156 23H158V21H157ZM160 24H161V23H160ZM4 25H5V24H4ZM49 25H51V24H49ZM49 25H46V26H49ZM60 25H61V24H60ZM62 25H61V26H62ZM108 25H109V23H108ZM123 25H124V24H123ZM144 25H143V22H142V26H144ZM148 25H149V24H148ZM153 25H150V26H148V27H151V26H152V27H155V26H156V25H155V26H153ZM44 26H45V25H44ZM46 26H45V27H46ZM52 26H53V24H52L50 27H52ZM64 26H65V25H64ZM96 26H97V25H96ZM119 26H121V25H119ZM119 26H118V27H119ZM124 26H126V24H125ZM4 27L6 28L7 26L5 25ZM13 27H14V26H13ZM13 27H11L10 29L14 31L15 27H14V29H12ZM145 27H146V26H144V28H145ZM148 27H147V28H148ZM60 28H61V27H60ZM96 28H97V27H96ZM111 28H113V27H111ZM114 28H116V27L114 26ZM121 28H122V26L120 27V29H121ZM127 28H128V29H127ZM131 28H130V31L133 30V29H131ZM136 28H135V29H136ZM139 28H140V27H139ZM139 28H137V30H138ZM123 29L125 30V27H124ZM123 29H122V31H123ZM141 29H143V28L141 27L139 30H141ZM145 29H146V28H145ZM16 30H17V29H15V32H16ZM72 30H74V29H72ZM139 30H138V31H139ZM82 31H83V30H82ZM102 31H103V30H102ZM107 31H108V29H107ZM130 31H129V32H130ZM134 31H135V30H134ZM134 31H133V32H134ZM138 31H137V32H138ZM9 32H10V31H9ZM11 32H12V31H11ZM85 32L88 33L89 31L86 30ZM129 32H128V33H129ZM131 32H132V31H131ZM131 32H130V35H131ZM137 32H136V35H137ZM13 33H14V32H13ZM13 33H11V36H14ZM120 33H121V32H120ZM123 33H124V32H123ZM125 33H126V32H125ZM128 33H126V34H128ZM12 34H13V35H12ZM78 34H79V33H78ZM132 34H135V33H132ZM79 35H80V34H79ZM144 35H146V33H145ZM144 35H142L143 38H144ZM15 36H16V33H15ZM123 36H124V34H123ZM132 36H133V37H132ZM132 36H131V37H132V39H133V38H134V35H132ZM142 36H141V37H142ZM78 37H81V36H78ZM129 37H130V36H129ZM21 38H22V37H21ZM121 38H122V36H121ZM124 38H125V36H124L122 39H124ZM18 39H20V38H18ZM88 39H89V38H88ZM88 39H86V41H87ZM145 40H148V39L145 38ZM10 41H11V40H10ZM13 41H14V40H13ZM16 41H18L17 38H16V40H15L14 42L16 43ZM87 42L89 43L90 40H88ZM87 42H86V44H88ZM26 43H27V42H26ZM49 44H50V43H49ZM89 44H90V43H89ZM50 45H51V44H50ZM103 46H105V45L103 44ZM103 48L105 49L106 47H103ZM58 49H60V48H58ZM26 51H27V50H26ZM31 51H32V50H31ZM86 51H87L86 53H90V54H91V52H92V51H91V52H88L87 49H86ZM94 51H95V50H94ZM100 51H103V52H101V56H102V53L106 52V49H105V51H104V50H100ZM110 51H111V50L109 49V52H110ZM95 52H96V51H95ZM25 53H26V52H25ZM25 53L22 54V55H25ZM31 53H33V52H31ZM34 53H35V50H34ZM92 53H93V52H92ZM97 53H98V52H97ZM106 53H108V51H107ZM113 53H114V51H112V55H113ZM27 54H28V53H26V55H27ZM95 54H96V53H95ZM110 54H111V52H110ZM22 55L20 54V56H22ZM26 55H25V56H26ZM35 55H36V54H35ZM35 55H34V56H35ZM106 55H107V57H108V56H111V55H108V54H106ZM106 55H104V56H102V57H105ZM25 56H22V58H24ZM29 56H30V55H29ZM29 56H27V57H29ZM31 56H32L31 59H33V57H34L33 54H32ZM31 56H30V57H31ZM80 56H81L82 58H84L83 55H80ZM85 56H86V59H87V56H89V55H85ZM91 56H92V55H91ZM91 56H89V58H92ZM113 56H115V55H113ZM116 56H117V53H116ZM30 57H29V59L26 60V62H27V61H28V62H29V61H32V63H33L35 60H36V61H37V59L39 60V58H37L38 55H37L36 57H34V58H36V59H33L34 61L31 60ZM81 57H80V58H81ZM94 57H96V55H95ZM99 57H100V56H99ZM107 57H106V58H107ZM111 57H112V56H111ZM111 57H110V58H111ZM117 57H118V56H117ZM117 57H116V59H114V60H117V59H118ZM120 57H121V56H120ZM22 58H21V60H23ZM80 58H78L77 60L74 59V62H76V63H78V64L80 63V65H81L82 63L84 64L83 59H82V61H81ZM97 58H98V57H97ZM24 59H26V58H24ZM79 59H80V60H79ZM93 59H94V58H93ZM93 59H91L92 61H90V59H88L87 61H89V62H93V61H94ZM98 59H99V58H98ZM98 59H97V60H98ZM107 59H108V58H107ZM107 59H106V60H107ZM112 59H113V58H112ZM21 60H20V61H21ZM78 60L81 61L82 63L79 62ZM95 60H96V59H95ZM97 60H96V62H97ZM99 60H101V58H100ZM99 60H98V62H99ZM108 60H109V59H108ZM108 60H107V61H108ZM18 61H19V60H18ZM20 61H19V62H20ZM50 61H51V60H50ZM111 61H112V60H111ZM22 62H23L22 67H24V61H21V63H22ZM39 62H40V60H39ZM39 62H38V63H39ZM59 62H60V61H59ZM71 62H73V60H72ZM96 62H94L93 65H89L88 62H86V65L82 66V68L84 67V69H82L81 66H79V69L81 68L82 70H85V66H86V68H87V65H89V67L91 66L92 69H93V68H94V65H96V64H95ZM100 62H101V61H100ZM130 62H131V61H130ZM130 62L128 61L127 64L130 63ZM32 63H30V64H32ZM35 63H36V62H34V64H35ZM42 63H43V62H42ZM50 63H52V62H49L48 65H49ZM64 63H65V62H64ZM76 63H75V64H76ZM110 63H111V62H109V64H107V62L104 63V64H107V66H105V67L110 66ZM112 63H113V65L111 64V66L108 67L109 69L112 68V67L114 68V66L116 65V64L114 65V61H112ZM26 64H27V65H25V66H26V67H27V66L29 67V64H28V63H26ZM43 64H44V63H43ZM78 64H77V65H78ZM98 64H101V63H98ZM98 64H97V66H95V68H98ZM104 64L99 65V66L102 67ZM131 64H132V63L128 64V66L131 65ZM16 65H18V63H17ZM20 65H21V64H20ZM20 65H18V67H19ZM35 65H36L35 67L37 68V71H38V70H39V64H35ZM51 65H52V64H51ZM37 66H38V67H37ZM40 66H41V65H40ZM45 66H46V68H47V64H45ZM53 66H54V65H53ZM58 66H59V65H58ZM72 66H73V65H72ZM128 66H126V67H127V69H126L127 71H128ZM22 67H21L20 70H22V69L25 68V67H24V68H22ZM28 67H27L26 69H24V72H22V73H24V75H23V74H20V75H21L22 77H24V76H25V77H28V75H29V77H32V78H33V76H34L33 73H35V71H34L33 73L30 71L31 74H33V76H32V75L30 76V74H29L30 72H29ZM31 67L34 69V66H33V65H32V66L30 65V69H32ZM41 67L44 68L43 71L48 69V68L45 69V67H43V66H41ZM48 67H49V66H48ZM56 67H57V66H56ZM60 67L62 68V65H61ZM66 67H67V65H66ZM66 67H65V68H66ZM68 67H69V66H68ZM89 67H88V68H89ZM91 67H90V68H91ZM129 67H131V66H129ZM141 67H142V66H141ZM15 68H17V66H16ZM19 68H20V67H19ZM36 68H35V69H36ZM42 68H40V69H42ZM50 68H51V66H50ZM52 68H54V67H52ZM63 68H64V67H63ZM63 68H62V70H63ZM75 68H76V67H75ZM75 68H74V69H75ZM90 68L88 69L89 74H90V71H92V69H90ZM144 68H145V67H142V68H141L142 71H143ZM148 68H149V67H147V69H148ZM151 68H152V67H151ZM27 69H28V72H27L28 75L25 74V73H26L25 70H27ZM33 69H32V70H33ZM35 69H34V70H35ZM59 69H60V68H59ZM67 69H68V68H67ZM71 69L73 70V73H74V69H73V67H72ZM71 69H70V71H71ZM76 69H78V66H77ZM79 69H78V70H79ZM81 69H80L79 71L77 70V73H79V72L81 71ZM100 69H101L100 72H103V70H105V69H107V68H103V69H102V68H99V70H100ZM109 69H107V71H108ZM115 69H117V68L115 67ZM131 69H134V68L131 67ZM131 69L129 68V72H131ZM145 69H146V68H145ZM145 69H144V70H145ZM149 69H150V68H149ZM149 69H148V72L150 73L151 70H149ZM16 70H17V69H16ZM16 70H14V73L16 72ZM86 70H87V69H86ZM86 70H85V71H86ZM89 70H90V71H89ZM139 70H140V68H139ZM0 71H1V70H0ZM17 71H18V70H17ZM22 71H23V70H22ZM47 71H50V72H47V73L52 74V73H51L52 69H49V70H47ZM57 71H58V73H62V74H64V72H65V71H62V72H61V69H60V72H59L58 69H57ZM66 71H67V70H66ZM70 71H69V72H70ZM85 71H84V72H85ZM93 71H94V72H92V73L95 74V71H96V74L98 75V72H99V71H98L97 69H96V70H93ZM97 71H98V72H97ZM127 71H126V72H127ZM2 72H3V71H1V73H2ZM20 72H21V71H20ZM38 72H39V71H38ZM52 72H53V71H52ZM81 72H82V71H81ZM81 72H80V74H81ZM88 72L86 71L85 73H88ZM100 72H99V73H100ZM104 72H105V71H104ZM138 72H139V71H138ZM138 72H137V73H138ZM143 72H144V73H147L146 71H143ZM11 73H13V72H11ZM14 73H13V74H14ZM36 73H37V72H36ZM44 73H46V72L44 71ZM58 73H57V76H58ZM66 73H68V72H66ZM66 73H65V74H66ZM71 73H72V71H71ZM73 73H72V74H73ZM85 73H83L85 76L82 75V74H81V75L84 76V77H86V74H85ZM92 73H91V74H92ZM114 73H115V75H113V76H118V78L116 77V78H117L116 80L118 81V79L120 78V77H119L120 74H119V75H116L117 72H115V71H114ZM139 73H140V72H139ZM13 74H12V75H13ZM17 74L19 75V73H17ZM50 74H49V75H50ZM54 74H55V73H54ZM54 74H53V76H54ZM65 74H64V75H65ZM96 74H95V75H96ZM103 74H104V73H103ZM103 74H102V75H103ZM106 74H107V73H106ZM6 75H7V74L5 73V76H6ZM14 75H15V74H14ZM20 75H19V76H20ZM45 75H46V74H45ZM49 75H46V77L49 76ZM64 75L59 76V77H62V79L65 80ZM66 75H68V74H66ZM78 75H79V74H77V78H76V80H78V78L80 79V76L78 77ZM141 75H142V78L145 76V79L148 80V77H147V76H148V73H147V76H146V75H143V74H141ZM1 76L5 78L4 73L1 74ZM37 76H38V75H36L35 78H36ZM50 76H52V75H50ZM91 76H92V79H93V76H94V75H91ZM91 76H90V77H87V78H90V79H91ZM99 76H101V75L99 74ZM103 76H104V75H103ZM110 76H111V75H110ZM120 76H122V75H120ZM154 76H156V75H154ZM6 77H9V75H7ZM13 77H14V76H13ZM13 77H12V78H13ZM29 77H28V78H29ZM59 77H58V78H59ZM72 77H73V76H72ZM72 77H71V75L68 76L69 79L71 78L70 81L73 79ZM75 77H76V74H75ZM95 77L98 78L97 76H95ZM108 77H109V76H107V79H108ZM122 77H124V76H122ZM146 77H147V78H146ZM4 78H3V79H4ZM39 78H40V76H39ZM58 78H57V79H58ZM81 78H83V77H81ZM87 78H86V80H88ZM105 78H106V77H105ZM105 78H103V79L105 80ZM109 78H110V77H109ZM113 78H114V81H116V80H115V77H113ZM126 78H127V77H126ZM126 78L124 77V80H123L122 78H120L119 80H121V82H122V81H123V82L126 81L125 84H126V85H130V86L132 87V85H131V80H130V84H129V82H127V81H129V80H127ZM129 78H131V77H129ZM129 78H128V79H129ZM132 78H133V77H132ZM132 78H131V79H132ZM136 78H137V77H136ZM136 78H135V79L133 78L134 80L132 79V80L134 81V82H132L133 84L136 83V81H135ZM138 78L141 79V76H139ZM138 78H137V79H138ZM157 78H160V77L158 76ZM229 78H230V77H229ZM229 78L227 77V79H229ZM18 79H19V78H18ZM18 79H17V81H18ZM37 79H38V78H36V80H37ZM57 79H56V81H57ZM62 79H61V80H62ZM92 79H91V80H92ZM94 79H95V78H94ZM103 79H101V78L99 77V80L104 81ZM110 79L112 80V78H110ZM125 79H126V80H125ZM161 79H162V78H161ZM232 79H233V81L236 80V79H234V78H232ZM4 80H5V79H4ZM20 80H21V78H20ZM22 80H24V79L22 78ZM22 80H21V81H22ZM40 80L42 81L43 79L40 78V79H39V83H40ZM82 80H83V79H82ZM86 80H85V81H86ZM95 80H96V79H95ZM147 80H145L146 83L149 82V80H148V81H147ZM154 80H155V79H154ZM229 80H230V83L233 84V83L231 82V79H229ZM229 80H228V81L226 80V81L228 82V85H229ZM58 81H59L58 83L61 82L60 79H58ZM67 81H68V79H67ZM79 81H81V80H79ZM79 81H78V82H79ZM97 81H98V80H97ZM101 81H100V82H101ZM107 81H108V84L106 83ZM107 81L104 82V83L101 82L102 85H101V83H99L101 86L96 85V84H95V85H96V87H97V86L102 87V86H104L103 84L106 83V84L108 85V87H109V81H110V80H107ZM117 81H116V82H117ZM138 81L141 82L142 80H138ZM138 81H137V82H138ZM158 81H159V79H158ZM158 81H156V82L159 83V84L162 82V81H160V82H158ZM223 81H225V79H224ZM8 82H9V81H8ZM14 82H15V81H13V83H14ZM19 82H20V81H19ZM49 82H50V81H49ZM72 82H73V85H75L76 87H78V88L81 87V85H80L77 81H76V82L80 85V87H79V85H78V86L76 85L77 83L75 82V80H72ZM74 82H75V83H74ZM81 82H82V81H81ZM86 82H87V81H86ZM86 82H85V85L87 84ZM95 82H96V81H94V83H95ZM98 82H99V81H98ZM116 82H114V84H113L114 86L111 85V87H114V88H113V92H114V89H115V85H116L117 83H118L117 86H119V89H120V87L123 85V82H122V85H121V86L119 85L120 82H117V83H116ZM145 82H144V80H143V83H140V84H142V87H146V86H147ZM156 82H155V84H157ZM235 82H237V81H235ZM235 82H234V83H235ZM13 83L11 82L10 84H13ZM91 83H93V81H91ZM115 83H116V84H115ZM127 83H128V84H127ZM138 83H139V82H138ZM138 83H137V84H138ZM144 83H145V86H143ZM151 83H152V82H151ZM162 83H164V85H163ZM162 83H161L160 85H163V86L166 85V82H162ZM245 83H246V82H245ZM15 84H16V82L14 83V85H15ZM21 84L24 86L23 83H21ZM40 84H42V83H40ZM65 84H66V82H65ZM81 84H84V82L81 83ZM88 84H90V83L88 82ZM88 84L86 85V87L88 86ZM106 84H105V85H106ZM111 84H112V82H111ZM125 84H124V85H125ZM140 84L135 85L134 87H138ZM155 84H154V85H155ZM159 84H158V85H159ZM236 84H237V83H236ZM236 84H235V85H236ZM16 85H17V84H16ZM16 85H15V86H16ZM18 85H19V84H18ZM42 85H43V84H42ZM57 85H58V84H57ZM62 85H63V83H62ZM151 85H152V84H151ZM151 85H150V86H151ZM158 85H157V86H158ZM225 85H227V84H225ZM235 85H234V86H235ZM245 85H246V84H245ZM247 85H248V84H247ZM37 86H38V85H37ZM55 86H56V84H55ZM59 86H60L59 88L65 87V86H62V87H61V85H59ZM83 86H84V85H83ZM83 86H82V87H83ZM117 86H116V87H117ZM140 86H141V85H140ZM150 86H149V88H150ZM155 86H156V85H155ZM157 86H156V88H158L159 90H160L159 87H162V86H159V87H157ZM166 86H167V85H166ZM248 86H249V85H248ZM255 86H256V85H255ZM255 86H254V87L252 86V90H253V88L255 89ZM18 87H19V86H18ZM27 87H28V86H27ZM76 87H75V88H76ZM99 87H98V88H99ZM111 87H110V88H111ZM126 87H129V86H126ZM126 87H125V88H126ZM131 87H129L130 90H132V88H133V87H132V88H131ZM243 87H244V86H243ZM52 88H53V87H52ZM55 88H58V86L55 87ZM75 88H74V89H75ZM83 88H84V87H83ZM87 88H88V87H87ZM87 88H86V89H87ZM104 88H105V87H104ZM123 88H124V87H123ZM154 88H155V87H154ZM154 88L151 87V90H150L151 94L153 93V92H152V89H153V91L156 89V88H155V89H154ZM164 88H165V87H163L162 89H164ZM235 88H237V86H235ZM246 88L249 89L248 87H246ZM246 88H245V89H246ZM256 88H257V89L259 88V90L263 89V88H261L260 86H259V87H256ZM260 88H261V89H260ZM38 89H39V88H38ZM74 89H73V91H74ZM76 89H77V88H76ZM76 89H75V90H76ZM86 89L84 88V90H82V89L80 88L79 90H82V92H84V91H86ZM106 89H109V88L106 87ZM129 89H128V91H130ZM139 89H140L141 91H140ZM139 89H138V91L142 92V89H143V88H139ZM158 89H157V90H158ZM166 89H167V88H166ZM166 89H165V90H161L162 92L164 91L163 93H164L165 96H166V94H167V93H166V92H167ZM250 89H251V85H250ZM257 89L254 90V91H257ZM64 90H65V89H64ZM79 90H78V91L76 90L77 92H75V91H74V92L78 94V93H79ZM87 90H88V89H87ZM117 90H118V89H117ZM117 90L115 89V91H116V92H114L115 94L119 92V91L117 92ZM121 90H122V88H121ZM123 90H125V89H123ZM123 90H122V94L125 92V91L123 92ZM136 90H137V88H136ZM136 90H133V91H135V93H136ZM143 90H144V89H143ZM243 90H244V88H243ZM66 91L68 92V90H66ZM70 91H71L70 94L73 95V99H74V98L76 99V96H77V98H81L82 95H84V97H85V95H86V93L81 94V92H80V95H81V96H79V95L74 96L75 93H74V92L72 93V90H69V92H70ZM89 91H90V90H88V92H89ZM126 91H127V90H126ZM145 91L147 92L146 88H145ZM145 91H144V92H145ZM165 91H166V92H165ZM181 91H182V93L184 92L183 90H181ZM246 91H247V90H246ZM246 91H244L246 94H245L244 92H243L244 94L242 93L244 96L247 95V93L250 94V90H248L249 92H246ZM254 91H252V92L254 93L253 96H255V94H256V99L260 98V96L264 94L263 92H261V93H263V94H261L260 91H259L258 93H257V92L255 93ZM262 91H263V90H262ZM38 92H39V94H40V91H38ZM55 92H58V91H55ZM88 92H87V94H88ZM120 92H121V91H120ZM131 92H132V91H130V94H131ZM146 92H145V93H146ZM154 92L157 94V96H163V95H162L163 93H160V95H158V93H157L158 91H154ZM159 92H160V91H159ZM221 92H224V90L221 91ZM252 92H251V94H250L251 98H252ZM60 93H62V92H60ZM90 93H91V92H90ZM90 93H89V94H90ZM138 93H139V92H137V94L133 96V95H132L133 92H132L131 95H132L133 97H135V96H137V95L140 96V97H141V103H143V101L146 99V98H143V97L145 96V95H144L145 93L143 94V92H142L143 96H141L142 94L139 95L140 93H139V94H138ZM148 93H149V89H148ZM42 94H43V92H42ZM42 94H40V95H42ZM44 94H46V92H45ZM47 94H48V93H47ZM47 94H46V95H47ZM62 94H63V96L65 95L64 91H63ZM62 94H60V95H61L60 98L62 97L61 100L63 99ZM66 94H67V93H66ZM89 94H88V95H89ZM91 94H92V93H91ZM112 94H113V93H112ZM128 94H129V92H128ZM128 94L126 95V92H125V93H124V95H125L124 97L126 98V97L128 96ZM151 94H150V95H151ZM156 94H155V95H156ZM229 94H230V93H229ZM229 94H227V95H229ZM259 94H260V96L257 98V95H259ZM57 95L59 96L58 93H57ZM72 95H70V97H72ZM131 95H129V97H128L129 100H130V96H131ZM147 95H148V94H146L145 97H149V95H148V96H147ZM153 95H154V93H153ZM155 95H154V96H155ZM233 95H234V94H232V96H233ZM66 96H68V95H66ZM66 96H65V97H66ZM114 96H115V95H114ZM114 96L112 95V98L109 99V100H111L110 103H113L112 100H114V99H113ZM116 96H117V100H118V98H119L120 96H119V97H118V95H116ZM116 96H115V97H116ZM132 96H131V97H132ZM165 96H164V98H166L168 95H167L166 97H165ZM244 96H242V97H244ZM247 96H249V95H247ZM247 96H245V98H244L245 100H246V97H247ZM250 96H249V99H251ZM42 97L44 98L43 95H42ZM65 97H64V98H65ZM233 97L236 98V97H237V94H236V97H235V95H234ZM261 97H262V96H261ZM86 98H88V97L86 96L85 99L82 97V99L84 100L83 103H85L84 108L80 107L82 103L79 104V105H80L79 107L82 108L83 111H86V110H87V111H86V114H87V112H89L88 109H91L90 112L96 109V111H94V114L97 113V109H100V108H98V107H99V106H98L99 104L97 105V104H96V101L94 102V104L97 105L98 107H96V108L93 107V106H94L93 101H94L95 99H93V101L90 100V101H92V104H93V105L91 104L92 107H89V106H88L89 108L87 107V108L85 109L86 104L88 103L90 97L88 98V101H87ZM121 98H122V96H121ZM125 98H124V100L127 99V98H126V99H125ZM136 98H138V97H136ZM151 98H155V97L150 96V99H151ZM161 98H162V97H160L159 99H161ZM167 98H168V97H167ZM239 98H240V96H238L237 99H235V101H237ZM247 98H248V97H247ZM262 98H264V97H262ZM131 99H132V98H131ZM139 99H140V98H138V99H136V100L138 101ZM143 99H144V100H143ZM147 99H148V98H147ZM157 99H158V97L155 98V100H157ZM168 99H169V98H168ZM168 99H167V100H168ZM205 99H206V98H205ZM205 99H203V100H205ZM210 99H211V98H210ZM210 99H208V100H210ZM241 99H243V98H240V101H239V100H238V101L241 102ZM249 99H247V100H249ZM253 99H255V97H254ZM256 99H255V100H256ZM66 100H67V101H66ZM76 100H77V99H76ZM76 100H75V104H78V102H79V103L82 102V100H79V99H78V100H79L78 102H76ZM85 100H86V101H85ZM119 100H120V103L123 101V99H122V101H121L120 98H119ZM119 100H118V101H119ZM127 100H128V99H127ZM129 100H128V101H129ZM142 100H143V101H142ZM148 100H149V99H148ZM162 100H164V99L162 98ZM162 100H161V101L159 100L158 102H162ZM206 100H207V99H206ZM247 100H246V101H247ZM251 100H252V99H251ZM251 100H250V101H251ZM258 100H259V99H258ZM63 101H64V103H67V102H69V101H72V99L70 100V99H69V96H68V98H67V99H64ZM65 101H66V102H65ZM90 101H89V103H90ZM100 101H101V104L105 103L104 100H103V103H102V99H99V100H98V102H100ZM118 101H116V107L118 106V105H117V103H119ZM130 101L132 102V100H130ZM137 101H136V102H137ZM139 101H140V100H139ZM139 101L137 102L138 104L140 103ZM153 101H154V100H153ZM185 101H186V100H185ZM188 101H189V100H188ZM188 101H187V102H188ZM235 101H233V102H235ZM238 101H237V102H238ZM256 101H257V100H256ZM259 101H260V100H259ZM259 101H258V102H259ZM106 102H107V101H106ZM126 102H127V101H126ZM136 102H134V98H133V103H136ZM154 102H155V101H154ZM158 102L155 103V104H158ZM164 102H166V101L164 100ZM183 102H184V100H183ZM239 102H238V104L241 105L242 102H241V103H239ZM64 103H63V104H64ZM73 103H74V102H73ZM73 103H72V102H71V103L69 102L70 105L73 104ZM108 103H109V102H108ZM108 103H105V104H107L106 106H105V104H103V109L101 108L102 111H103L105 108L107 109L109 105H112V106H113V105L115 104V102H114V104H110V103H109V105H108ZM137 103H136V104H137ZM150 103H152V101H151ZM167 103H168V101H167ZM167 103H166V104H167ZM192 103H193V102L191 101V103H188L187 105L185 104V106L189 107L188 105H190V104L192 105ZM205 103H207V102H205ZM205 103L203 102L202 105L204 104V106L207 107L208 103H207V105H205ZM244 103H245V102H243L242 106L245 105ZM249 103H251V102H248V104H249ZM252 103H253V102H252ZM254 103H256V102H254ZM60 104L62 105V102H61ZM127 104H129V102H127ZM136 104L134 105V104H131V103H130L129 105L132 106V107H133V106H137V108H138V105H136ZM143 104L146 106V104H148V101H147V102L144 101ZM166 104L164 103V106H165ZM193 104H194V105H197V104H195V103H193ZM232 104H233V103H232ZM260 104H261V101H260ZM260 104H259V105H260ZM263 104H264V103H263ZM61 105H60V106H61ZM70 105H68V106H70ZM73 105H74V104H73ZM83 105H84V104H83ZM83 105H82V106H83ZM88 105H89V104H88ZM124 105H125V101H124L123 105H120V104H119L120 107H121V106L123 107ZM129 105H127L126 107L128 108ZM139 105H141V104H139ZM153 105H154V103L148 105V107L151 106V107L148 108V111H149V110H150V111L152 110V106H153ZM159 105H162V104H158V106H159ZM233 105H234V104H233ZM246 105H247V102H246ZM251 105H252V104L248 105L249 108H250ZM253 105H254V104H253ZM257 105H258V103H257ZM104 106H105V108H104ZM112 106H109V108H110V107L112 108ZM158 106L156 105V108L159 110L160 108H159ZM166 106H167V105H166ZM169 106H170V105H168V107H169ZM176 106H178V105L176 104ZM176 106H175V107H176ZM179 106H180V105H179ZM179 106H178V107H179ZM185 106H184V107H185ZM198 106H200V105H198ZM242 106H240V108H241ZM255 106H256V105H255ZM61 107H62V106H61ZM65 107H67V106H65ZM75 107H76V108H79L78 105L75 106ZM113 107H114V109L116 108L115 106H113ZM122 107H121V108L117 107V108L120 109V111H118L119 109L117 110V108H116V111L121 112V111H122V110H121ZM142 107H143V106H142ZM142 107H141V108H142ZM154 107H155V106H154ZM161 107H163V105H162ZM244 107H246V106H244ZM261 107H263V106H261ZM261 107L259 106L258 108L260 109ZM67 108H68V107H67ZM67 108H64V107H63L62 110L64 111V110L67 109ZM80 108L78 109V111H79V110L82 111ZM109 108L107 109L108 111L111 109V108H110V109H109ZM129 108H131V107H129ZM145 108H146V107H145ZM145 108H143V110H144ZM166 108H167V107H166ZM172 108H173V106H172ZM198 108H199V107H198ZM207 108H208V107H207ZM220 108H221V107H220ZM236 108H237V107H235V110H236ZM247 108H248V107H247ZM252 108H254V107H252ZM256 108H257V106H256ZM258 108H257V109H258ZM60 109H61V108H60ZM68 109H69V108H68ZM68 109H67V110H68ZM70 109H72V108H70ZM70 109H69L68 111H67V110H66V111L69 112ZM84 109H85V110H84ZM92 109H93V110H92ZM114 109L112 108V111H113L114 113H117V114H118V112H115ZM123 109H124V107H123ZM125 109H126V108H125ZM131 109H132V108H131ZM131 109H130V110H131ZM134 109H135V107H134ZM134 109H133V110H134ZM154 109H155V108H153V110H154ZM157 109H156V110H157ZM170 109H171V108H168V111H169V112H170ZM177 109H178V108H177ZM182 109H183L182 111L185 110V108H183V107H182ZM187 109H188V108H187ZM187 109H186V110H187ZM202 109H203V108H202ZM202 109H201V110H202ZM228 109H229V108H228ZM241 109H242V111H243V107H242ZM261 109H262V108H261ZM261 109H260L259 111L256 112V113H257V115L255 114L256 116L259 115L258 112H261ZM107 110H106V111H107ZM130 110H129V111H130ZM133 110H132V111H133ZM136 110H137V109H136ZM160 110H161V109H160ZM160 110H159V111H160ZM180 110H181V107H180L179 111H180ZM186 110H185V113H187L188 111H189L188 113H190V114L193 113L192 110H191V112H190V109H189L187 112H186ZM205 110H206V109H205ZM207 110H208V109H207ZM211 110H213V109H211ZM219 110H220V109H219ZM231 110H232V109H231ZM239 110H240V109H239ZM245 110H246V108L244 109V111H245ZM250 110H251V108H250ZM250 110H249L248 112H250ZM83 111H82V112H83ZM99 111H100V110H98V112H99ZM106 111L103 112V114L105 113V116H104L103 114H101V117H103V116L105 117V121H106V122H108L109 118H111V120H112V117H113L114 120L116 119V121H118V122H116V123H117V126H115V127H118L119 125H123L124 127L126 126L124 123L128 120V119L126 118L127 116L124 117V118L127 119L126 121H124V119H123V120L120 119V122H121V121H124V122H122V123H120L119 120L117 119V118H119V115L121 116V115L124 114V113H122V114L119 113L118 116L113 115L112 117H110V116H108V113H107ZM112 111H111V112H112ZM123 111H124V110H123ZM123 111H122V112H123ZM125 111H126V110H125ZM125 111H124V112H125ZM129 111H128V112H129ZM132 111H131V112H132ZM134 111H135V110H134ZM134 111H133V112H134ZM139 111H140V110H139ZM148 111H147V109H146V112H147V113H149ZM163 111H165L164 113H166L167 116H168V112H166L165 109H164V110H163V109L161 110V112H163ZM179 111H178V112H179ZM196 111H198V109H197ZM213 111H214V110H213ZM222 111H223V110H221V112H222ZM227 111H228V110H227ZM229 111H230V110H229ZM229 111H228V112H229ZM246 111H247V110H246ZM246 111H245V112H246ZM255 111H256V109H255ZM64 112H65V111H64ZM111 112H109V114H114L113 112H112V113H111ZM128 112L126 111L125 113L127 114ZM131 112H130V113H131ZM133 112L131 113L132 115L129 116V117H131V119L137 117L136 115H135V117H134ZM136 112H137V111H136ZM153 112H155V111H153ZM161 112H160V114H161ZM198 112H200V109H199ZM198 112H195V113H198ZM201 112H203V110H202ZM201 112H200V114H204V112H203V113H201ZM208 112H209V111H208ZM210 112H211V111H210ZM218 112L220 113V111H218ZM233 112H234V108H233ZM235 112H237V111H235ZM239 112H240V111H239ZM245 112H243V113H245ZM251 112H253V110H251ZM251 112H250V113H251ZM100 113H101V112H100ZM100 113H99V114L97 113V114L100 115ZM134 113H135V112H134ZM139 113H140V112H139ZM139 113H135V114H139ZM143 113H145V111H144ZM170 113H171V112H170ZM185 113L183 112V114H185ZM212 113H213V112H212ZM250 113H249V114H250ZM83 114H84V116L86 115L84 112H83ZM90 114H91V113H90ZM90 114L88 113L87 115H89V117H90ZM106 114H107V115H106ZM126 114H125V115H126ZM141 114H142V111H141ZM141 114H139V117H142V116L145 115L146 113H145V114H142V115H141ZM153 114H156V112L153 113ZM158 114H159V113L157 112V116H158ZM160 114H159V116H158V122H159L160 120L163 121V119H168V118H170V117L165 118V114H164V115L162 114V116H164V118H163V117L160 116ZM179 114H180V112H179ZM190 114H189V116H190ZM193 114H194V113H193ZM193 114H191V115L194 117L195 115H193ZM208 114H209V113H208ZM98 115H97V116H98ZM127 115H129V114H127ZM148 115H152V112H150V114H148ZM181 115H182V114H181ZM211 115H212V114H210V116H211ZM253 115H254V114H253ZM253 115L251 114V116H253ZM255 115H254V116H255ZM262 115H263V114H262ZM92 116H93V112H92V114H91L90 119L93 118ZM94 116H95V115H94ZM114 116H115L116 118H115ZM123 116H124V115H123ZM132 116H133V117H132ZM152 116H155V115H152ZM152 116L150 117V120H151V121H152V118H153ZM157 116H155V117H156L155 119H157ZM169 116H170V114H169ZM179 116H180V115H178V117H179ZM212 116H214V114H213ZM212 116H211V117H212ZM254 116H253V117H254ZM87 117H88V116H87ZM89 117H88V118H89ZM101 117H99V118H101ZM104 117H103V118H104ZM106 117H108V119H106ZM129 117H128V118H129ZM146 117H147V114H146L144 117H142V118H146ZM159 117H160V120H159ZM184 117H185V116H184ZM226 117H227V116H226ZM226 117H225V119H226ZM253 117H252V118H253ZM96 118L99 119L98 117H95V120H97ZM103 118H102V119H103ZM120 118H121V117H120ZM122 118H123V117H122ZM137 118H138V117H137ZM161 118H162V119H161ZM172 118H173V117H171V119H172ZM176 118H177V117H176ZM176 118L174 117V119H176ZM179 118L181 119V118H183V117H179ZM179 118H177V119L179 120ZM186 118H187V117H186ZM215 118H216V117H215ZM215 118H214V119H215ZM219 118H220V117H219ZM219 118H218V119H219ZM227 118H228V117H227ZM131 119L129 118L130 121L133 120V119H132V120H131ZM135 119H136V118H135ZM139 119L141 120V118H139ZM139 119H138V120H137V119L135 120V121H136V124H137V121H138V123H139ZM146 119H148V120H147L148 122H147V121H144V122H147L148 125H150L151 123H153V121L155 120V119L153 118L154 120L151 122V121H149V117H147ZM174 119H172L173 121L171 120L172 123L175 121ZM211 119H213V118H211ZM214 119L211 120V121H214ZM218 119H217V122H218ZM95 120H94V121H95ZM99 120H100V119H99ZM111 120H109V121L111 122V124H110V122H108L109 124H107V125H108L107 129L109 130V128H110V131L113 132V131H114V130H113V129H114V125H116V123H115V121L113 120V124H114V125H113ZM142 120H143V119H142ZM144 120H145V119H144ZM181 120H182V119H181ZM215 120H216V119H215ZM221 120H224L223 116H222V118H221L220 121H219L220 123H222ZM241 120H242V119H241ZM243 120H245V119L243 118ZM103 121H104V119H103ZM161 121H160L159 123H161L162 126H163V124H167V122H166V123H162ZM167 121H168V120H167ZM179 121H180V120H179ZM179 121H175L176 124H174V125L171 123V124H170V127L172 128V125L174 126L173 128H175V127L177 126L176 128H177V130H178V126H179V124H177V123H178ZM187 121H188V119H187ZM191 121H192V120H191ZM226 121L228 122V123H226V124H228V125L231 124V123H229V119H228V120H224L223 122L225 123ZM231 121H235V122H236V121H238V120H236V118H235V120H231ZM231 121H230V122H231ZM245 121H246V120H245ZM245 121H243V123H245ZM106 122H105V123H106ZM128 122H129V121H128ZM142 122H143V121H141L140 123H142ZM154 122H155V121H154ZM156 122H157V120H156ZM185 122H186V121H185ZM185 122H184V123H185ZM235 122H232V125H233V123L235 124ZM240 122H241V121H240ZM247 122H248V120L246 121V124H245V125H248ZM96 123L98 124V127H99L100 125H99L98 120L96 121ZM126 123H127V122H126ZM129 123H130V124H133V123H135V122H134V120H133V122H129ZM149 123H150V124H149ZM159 123H155L156 125L154 126V128H155V127L157 126V124H159ZM189 123H190V119H189V121H188V124H187V123H186V124L189 125ZM208 123H210V122L208 121ZM220 123H219V124H220ZM236 123H237V122H236ZM241 123H242V122H241ZM241 123H240V124H241ZM248 123H249V122H248ZM250 123H251V122H250ZM252 123H253V122H252ZM63 124H64V123H63ZM63 124H61V125H63ZM100 124H102L101 120H100ZM118 124H119V125H118ZM130 124H129V125H130ZM191 124H192V123H191ZM210 124H211V123H210ZM215 124H216V123H215ZM222 124H223V123H222ZM253 124H254V123H253ZM105 125H106V124H104V126H105ZM109 125H110V126H109ZM127 125H128V124H127ZM137 125H138V124H137ZM139 125L141 126V124H139ZM143 125L146 126L145 123L142 124V127H143V128H144ZM153 125H154V124H153ZM153 125L151 124V127H153ZM161 125H160V126L158 125V127H161ZM175 125H176V126H175ZM180 125H181V126L184 125V127L186 126L185 129H186V128L188 129V126H187V125H185V124H181V123H180ZM220 125H221V124H220ZM241 125L243 126V131L246 130V128H247L248 126H250V127L248 128L249 130L251 129V127H253V126H251V124H250V125H248L247 127L245 126L246 128L244 129V125H243V124H241ZM255 125H256V123H255ZM64 126H65V125H64ZM104 126L101 128V129H102L101 131L104 130ZM134 126H135V124H134ZM134 126H131V125H130V126H128V127H131V128H132V127H134ZM140 126H139V127H140ZM168 126H169V124H167V127H168ZM189 126H191V125H189ZM195 126H196V125H195ZM206 126H207V125H206ZM221 126H222V125H221ZM233 126H234V125H233ZM236 126H238V124H237ZM242 126H240V127L242 128ZM59 127L63 128L62 126H59ZM100 127H101V126H100ZM111 127H113V129H111ZM120 127L122 128V126H119V128H120ZM128 127H127V128L125 127V128H126V129L124 130V133H125V134H126L125 131L128 129ZM137 127H138V126H136V128H137ZM158 127L156 128L157 130H158ZM165 127H166L165 125H164V128L161 127V128L163 129V132L161 131L160 133H159L158 131L155 133L156 130H152V131H154V132H152V131L149 130L150 132H152L153 135H154V133H155V135H157L158 133L160 134V139H159V137H158L159 134H158V136H157L158 139H159V142H160V143H162V142H161V137L165 134V132H166V135L171 134L172 131H173L174 133L176 132V131H174V130H172L171 133H170V132H167V131L164 132ZM179 127H180V126H179ZM191 127H193V126H191ZM191 127H190V128H191ZM197 127H198V126H197ZM222 127H224V125H223ZM222 127H221V128H222ZM105 128H106V127H105ZM121 128H120V131H122ZM131 128H130V129H131ZM143 128H142V129H143ZM146 128H147V127H145L144 129H146ZM161 128H159V129H161ZM176 128H175V129H176ZM181 128H182V127H181ZM199 128H200V127H199ZM221 128H219V129H221ZM225 128H227V127L225 126ZM225 128H224V130H223L224 132H226L229 128L231 129L232 127H231V126L228 127L227 130H226ZM238 128H239V127H238ZM56 129H57V128H56ZM58 129H59V132H60L59 135L61 136V138H63V137H64V134H66L67 132L69 133V135H68V134H67V135L70 136V137H72V136L70 135V134L72 133V132L70 133V130L67 129L68 131H66V129H65L66 132L64 133L63 131H60V128H58ZM63 129H64V128H63ZM63 129H62V130H63ZM122 129H123V128H122ZM134 129H135V128H133L132 130L134 131ZM148 129H149V127H148ZM148 129H147V132H148ZM150 129H151V128H150ZM152 129H153V128H152ZM162 129H161V130H162ZM169 129H170V128H169ZM169 129H168V131H170ZM179 129H180V128H179ZM182 129H183V131L185 130L184 128H182ZM187 129H186V130H187ZM191 129H192V130H190V129H189V130L192 131V132L194 131V133H195V130H197L198 128L195 127V130H193V128H191ZM219 129H218V132H219ZM222 129H223V128H222ZM222 129H221V130H222ZM248 129H247V130H248ZM105 130H106V129H105ZM105 130H104V131H105ZM108 130H107L106 132H108ZM128 130H129V129H128ZM128 130H127V132H128ZM136 130L138 131V128H137ZM139 130H140V132H142L141 129H139ZM165 130H166V129H165ZM186 130H185V132L187 133L188 131H186ZM199 130H200L199 132L197 131L198 135H197V133L195 134L197 137H196V136L194 135V133H192V132H191V134H192L191 136L194 135L196 138H201V135L203 134V131H204V130H202V129H199ZM201 130H202V131H201ZM209 130H210V129H209ZM209 130L207 129L208 132H209ZM221 130H220V132H221ZM225 130H226V131H225ZM231 130H232V129H231ZM233 130H235V128H233ZM240 130H241V129H240ZM240 130L238 131V129H237V132H236V131H230V130H229V131L232 132V134H233V132H234V133L236 132L237 135L234 136V135H235V134H234L233 136H234V137H238V140H239V137L244 133V132H243L241 135H238V134L241 132ZM247 130H246V131H247ZM56 131H58V130H56ZM56 131H55V132H56ZM104 131H103V132H104ZM115 131L118 132V129L115 130ZM115 131H114V133H115ZM120 131H119V132H120ZM129 131H130V130H129ZM159 131H160V130H159ZM178 131H179V130H178ZM183 131L181 132V129H180V132L178 133V135H179L180 133H183L182 135H184L185 132H183ZM190 131L187 133L188 135L185 134V135H186L185 138L187 137V140H186V139H185V140L188 141V139H189V142H192L193 144H196V142H197L198 140H200V139H197V141H195L196 139L194 140L195 137L193 136V139H192V140L195 141V143H194L192 140L190 141V138H191V136L189 135ZM214 131H215V130H214ZM216 131H217V130H216ZM62 132H63V134L61 135ZM117 132H116L115 135H113V136H115V137H114L115 139H117V138H116ZM130 132H132V131H130ZM134 132H135V131H134ZM134 132H133V133H134ZM147 132H146V133H147ZM150 132H149V133H150ZM201 132H202V133H201ZM205 132H206V130H205ZM205 132H204V135H205V137H207L208 139H207V138L204 139V138H205L204 135H203L204 138L202 137L201 139H204L205 142H208V141L210 140L209 138H211V137L208 135L207 132H206V133H205ZM211 132H213V131L211 130ZM109 133H110V132H109ZM122 133H123V131H122ZM122 133L120 132L118 135H120V134H122ZM144 133H145V132H144ZM161 133H162V134L164 133V134L161 136ZM213 133H215V132H213ZM228 133H229V132L227 131V134H228ZM246 133H247V132H246ZM57 134H58V133H57ZM104 134H105V133H104ZM129 134H131V133L128 132L127 137L130 136ZM135 134H136V133H135ZM141 134H142V133H140V135H141ZM147 134H148V133H147ZM150 134H151V133H150ZM152 134L149 135V136L147 135V136H148L149 138H151L150 136H152ZM175 134L177 135V132H176ZM175 134H174V135H175ZM199 134H200V135H199ZM209 134H210V133H209ZM216 134H217V133H216ZM219 134H220V135L217 134V135H213V136H215V137H216V136H222V135H223V132H222V135H221V133H219ZM247 134H248V133H247ZM251 134H252V132H251ZM251 134H250V132H249V135H247V136H251ZM256 134H257V133H256ZM256 134H254V135L256 136ZM59 135H56V136H59ZM72 135H73V134H72ZM109 135L111 136L112 133L109 134ZM132 135H133V134H131V136H132ZM136 135H138V137L140 136V135L138 134V132H137ZM155 135H154V136H155ZM174 135H173V136L169 135L168 137H165V139L168 138L167 140H168V141L170 140V141H172V142H170V141L168 142V141L162 140V141L165 142V143H162V145H159V143H158V146H157V143H156V144L154 143V142H158V141H156V140H158V139L155 140L156 136H155V138H154L155 141L152 140V139H151V140L147 139L148 142L145 141L146 139L144 140L145 142L141 139V138H142L141 136H143V135H141L139 138L136 136V138L139 139V142H140L141 145H142L143 142H144V143L147 142V143H146V146H147V147L142 145L141 148L144 149V147H146V148L149 149L150 151H152V152L154 151V152H155L154 149H156L157 147H160V148H157V149H159L158 151L161 152L162 149H164L165 147H168L166 143H169V144L173 143V139H172V137H174ZM180 135H181V134H180ZM180 135H179V136H180ZM182 135H181V136H182ZM206 135H207V136H206ZM210 135H211V134H210ZM244 135H245V134H244ZM60 136H59V137H60ZM62 136H63V137H62ZM65 136H66V135H65ZM96 136H99V135H96ZM105 136H108L107 133H106ZM110 136H109V137H110ZM120 136H122V137L125 136V137H126V135H120ZM145 136H146V135H144L143 138H145ZM154 136H152V138H153ZM181 136H180V137H181ZM188 136H190V138H188ZM211 136H212V135H211ZM213 136H212V138H213ZM224 136H226V135L224 134ZM242 136H243V135H242ZM90 137H91V138H92V137L94 138L95 136H90ZM101 137H104V135L101 134L100 137L97 138V140H99ZM117 137L119 138V136H117ZM133 137H134V136H132V138H133ZM163 137H164V136H163ZM169 137H170L172 140L169 139ZM180 137H179V138H180ZM215 137H214V138H215ZM222 137H223V136H222ZM222 137H220V138L222 139ZM244 137L247 139L246 136H244ZM256 137H257V136H256ZM258 137H260V136H258ZM258 137H257V138H258ZM72 138L75 139V137H72ZM93 138H92L91 140H93ZM106 138H107V137H106ZM106 138L104 137V139H106ZM111 138H113V137H111ZM132 138L129 139V137H128V138H125V140H126V139L129 140V142L132 143V144H134V146H136L137 144H139V143H137V144L133 143L135 137L133 138V142L131 141ZM146 138H147V137H146ZM174 138H175V137H174ZM177 138H178V137H176V139H177ZM212 138H211V139H212ZM220 138H219V139H220ZM229 138H230V137H229ZM242 138H243V137H242ZM249 138H250V137H248V140H249ZM251 138H252V136H251ZM257 138H256V139H257ZM58 139H60V138H58ZM69 139H71V138H69ZM74 139H72V140L74 141ZM88 139H89V137L87 136V140H88ZM95 139H96V137H95ZM95 139H94V140H95ZM108 139H109V138H108ZM120 139H121V138H120ZM122 139L124 140V138H122ZM137 139H135V140H137ZM163 139H164V138H163ZM182 139H184V138H181V140H182ZM223 139H224L225 141L227 140V139L224 138V137H223ZM233 139H234V138H233ZM258 139H260V138H258ZM258 139H257V140H258ZM60 140H62V139H60ZM63 140L66 141V140H67V137H64ZM97 140H95V141L93 142V144H92L93 146L90 145L92 141L89 142V143H90L89 145L92 146V147L94 148L95 142H98ZM106 140H107V139H106ZM106 140H105V142H106ZM125 140H124V141H125ZM127 140H126V145H127V143H128ZM178 140H179V139H178ZM185 140L183 141V143L186 142ZM204 140H202L204 145H202V141L199 143V145H200V147H201V145H202V147L204 146V147L206 148V147H208V146L205 145ZM212 140H213V139H212ZM212 140H211V142H213ZM214 140L216 141V138H215ZM238 140H237V138H236V141H238ZM240 140H242V139L240 138ZM254 140H255V139H254ZM254 140H253V141H254ZM68 141H69V140H68ZM70 141H71V140H70ZM73 141H71V142H73ZM75 141H76V140H75ZM103 141H104V140H103ZM111 141H112V140H111ZM111 141H110V142H111ZM118 141H119V140H117V142H118ZM121 141H122V140H120V142H119V144H120V149H121V148H126V147H127L126 145H124L125 147H121V144H122ZM124 141H123V144H124ZM142 141H143V142H142ZM149 141H150V142H149ZM151 141H153V142H151ZM225 141H224V142L222 141V142L225 143ZM242 141H243V140H242ZM244 141H245V140H244ZM244 141H243V142H244ZM255 141H256V140H255ZM71 142H70V143H69V142H65V143H67V144L69 143V146H70V145H71ZM85 142H86V141H85ZM100 142H101V140H100ZM105 142H104L103 144H105ZM107 142H108V141H107ZM110 142H108V143H110ZM115 142H116V141H115ZM115 142H114V143H115ZM135 142H136V141H135ZM141 142H142V143H141ZM175 142H176V141H175ZM198 142H199V141H198ZM217 142H221L220 140L218 141V137H217ZM217 142H216V143H217ZM222 142H221V144H222ZM229 142H231V140H230ZM234 142H235V140H234ZM239 142H240V141H238V145H239ZM243 142L240 143V146L243 144ZM246 142H247V141H245V143H246ZM249 142H251V141L249 140ZM249 142H247V143H249ZM65 143H64V144H65ZM83 143H84V141H83ZM83 143H82V145L85 144V143H84V144H83ZM108 143H106V145H107ZM111 143H113V142H111ZM144 143H143V144H144ZM152 143H153V144H152ZM179 143H180V142H178V143H176V144H179ZM186 143H187V142H186ZM186 143H184V144H186ZM209 143H210V141H209ZM216 143H214V144H216ZM226 143L229 144L227 141H226ZM245 143H244V144H245ZM247 143H246V144H247ZM64 144H63V145H64ZM87 144H88V143H86L85 145H87ZM98 144H99V142H98ZM115 144H116V143H115ZM123 144H122V146H123ZM140 144H139V145H140ZM163 144H164V145L166 144V146H163ZM176 144H174V149H175V147H176V146H175ZM188 144H190V143H188ZM188 144H186V145H188ZM197 144H198V143H197ZM197 144H196V146H197ZM218 144H219V143H218ZM221 144L219 145L220 147H221ZM232 144H233V143H232ZM232 144L230 143L229 145H232ZM234 144H235V143H234ZM234 144H233V145H234ZM246 144H245V146H246ZM99 145H100V144H99ZM110 145L113 147L114 144H113V145L110 144ZM128 145H129V144H128ZM179 145H180V144H179ZM182 145H183V144H182V142H181V145H180V146H181V147H180L181 149H182ZM186 145H183V146H186ZM211 145H212V144H211ZM235 145H236V144H235ZM235 145L232 146V147H235ZM249 145H250V144H248V146H249ZM96 146H97V144H96ZM96 146H95V147H96ZM101 146H102V143H101ZM101 146L99 147L100 149H105V150H106V146L103 147V148H102ZM103 146H104V145H103ZM115 146H118V144H116ZM129 146L133 149V146H131V145H129ZM169 146H170V148L168 147L167 150H166V148L164 149V150H166L167 154H168L169 152L171 153V151H172V150L170 151V149H172V147H171L172 145H169ZM188 146H189V145H188ZM190 146H191V145H190ZM196 146H194V149H192V151L195 150V149L197 150V147H198V146H197V147H196ZM216 146H217V145H216ZM216 146H215V147H216ZM222 146H225V145H222ZM227 146H228V145H227ZM240 146H239V147H240ZM248 146H246V148H247ZM61 147H62V146H61ZM65 147H66V145H65ZM92 147H90V148H92ZM97 147H98V146H97ZM97 147H96V149H97ZM109 147H110V146H107V150H108ZM118 147H119V146H118ZM136 147H137V148H136L137 151L134 150V152L136 151L135 153L138 154V153L140 152V151H138V150H139L138 148H140V147H138V146H136ZM161 147H164V148H161ZM178 147H179V146H178ZM178 147L176 148L175 152L177 151ZM192 147H193V145H192ZM195 147H196V148H195ZM213 147H214V146L212 145L211 148H213ZM228 147H229V146H228ZM241 147H243V146H241ZM110 148H111V147H110ZM110 148H109V150H111ZM115 148H117V147H114V149H115ZM127 148H129V147H127ZM153 148H154V149H153ZM183 148H184V147H183ZM185 148H187V147H185ZM205 148H204V149H205ZM211 148H210V150H211V152H213L212 154H215V153H217V152H218V153H221V152H222L221 149H220V150L217 149V150H219V151H216V150H215V151H216V152H215V151L212 150ZM217 148H218V147H217ZM235 148H236V147H235ZM235 148H234V150H235ZM243 148H244V147H243ZM88 149H89V148H88ZM96 149H94V152H95ZM114 149H112V150H114ZM120 149H119V150H120ZM134 149H135V148H134ZM147 149H146V150H147ZM152 149H153V150H152ZM157 149H156V150H157ZM174 149H173V150H174ZM181 149H180V150H181ZM199 149H200V150H199V152H200V151H201V148H199ZM204 149H203V150H204ZM225 149H227L226 146H225ZM225 149H224V150H225ZM236 149H237V148H236ZM240 149H241V148H240ZM244 149H245V148H244ZM248 149H250V148H248ZM248 149H247V150H248ZM90 150H91V149H90ZM107 150H106V151H107ZM112 150H111V151H112ZM141 150H142V149H141ZM149 150H147V151H149ZM164 150H163V151H164ZM180 150H179V151H180ZM184 150H185V149H183V150L181 151V152L184 154V155L182 154L183 159L186 158V156H187V154H188L187 151L191 152V151L189 150V147L187 148V151L185 150L186 153H184V152H185ZM210 150H207L208 153L210 152ZM222 150H223V147H222ZM224 150H223V151H224ZM250 150H252V149H250ZM96 151H97V150H96ZM98 151H99V149H98ZM115 151L117 152V149H115ZM121 151L123 152L124 150L121 149ZM121 151H119V154H122V153H120ZM150 151H149V154L151 153ZM183 151H184V152H183ZM207 151H205V152H207ZM239 151H241V150H239ZM243 151H244V150H243ZM243 151H242V152H243ZM91 152H93V151H91ZM108 152H109V151H108ZM116 152H111V153H115L114 155H116ZM124 152H125V151H124ZM144 152L146 153V151L143 150L142 155H144V154H143ZM156 152H157V151H156ZM160 152L158 153V155H160V156H158V158H157V159H158V160H157L158 162H161V157H162V156H161V153H160ZM166 152L164 151L163 154L166 153ZM175 152H174V153H175ZM181 152H180V153H181ZM199 152H198V155H199ZM211 152H210V153H211ZM224 152H225V151H224ZM224 152H222L221 154H223ZM242 152H241V153H242ZM250 152H251V151H250ZM109 153H110V152H109ZM111 153H110V154H111ZM135 153H134V156H135ZM174 153L172 152L171 155H167V156H172V154H174ZM177 153H179V152L177 151ZM177 153H175L176 156H175V155H173V156L178 157V158H176V159H179L180 157L177 156V155H178ZM193 153L196 154L197 152H194V151H193ZM193 153H192V154H193ZM208 153H207L206 155H208ZM88 154H89V153H88ZM95 154L98 155V153H95ZM119 154H118V155H119ZM125 154H127V153L125 152ZM125 154H122V156L124 155V159H125V160H126V158L128 159L129 156H132L131 154H130V155L128 154L129 156L126 157L127 155L125 156ZM139 154L141 155V152H140ZM139 154H138V155H139ZM163 154H162V155H163ZM185 154H186V156H185ZM189 154H190V153H189ZM189 154H188V156H189ZM192 154H190V155H191L192 157H193V156L195 157V155H192ZM203 154H204V151H203ZM221 154H218V155L216 154V155L218 156V159H219V157H220L219 160H221V159L226 160L227 158L230 159L229 157H232V155H233V153H232V155L228 153L230 156L227 157V156H225V155L223 154L225 157H227L226 159H224L225 157H224V158H221V156H219V155H221ZM226 154H227V152H226ZM244 154H245V153H244ZM86 155H87V153H86ZM99 155H100V154H99ZM138 155H136L135 157H137ZM146 155H148V153L145 154V156H146ZM151 155H152V154H150L149 157H151V159L153 160L155 154L153 153L154 156H151ZM156 155H157V154H156ZM165 155H166V154H164L163 156H165ZM179 155H181V154H179ZM200 155L202 156V153H201ZM206 155H205V156H206ZM209 155H210V154H209ZM216 155H214V156H216ZM234 155H235V153H234ZM241 155H242V154H241ZM246 155H247V154H246ZM100 156H101V155H100ZM145 156H143V157H145ZM167 156H166V157H162V159L165 158V160H167V159L169 158V157L167 158ZM262 156H263V155H262ZM262 156L260 157V158H261L260 161H262V159L264 158V157H262ZM96 157L98 158V156H96ZM120 157H121V155H120L119 157H117V159H118V158L120 159ZM125 157H126V158H125ZM135 157L132 156V158H129V159L127 160V162L129 163V160L132 159V161L134 160V163L136 164V160L139 159V158H135ZM143 157H140V158H142V159H145V158H146V157H145V158H143ZM152 157H153V158H152ZM156 157H157V156H156ZM192 157H191V159H192ZM197 157H198V156H197ZM197 157H196V158H197ZM207 157H209V156H207ZM212 157H213V156H212ZM235 157L238 159V156H235ZM242 157H245V156L242 155V156L239 157V158H242ZM99 158H100V157H99ZM122 158H123V157H122ZM134 158H135L136 160H135ZM166 158H167V159H166ZM171 158H172L173 161H172L171 159H169V160H171L172 162L176 161V159H174V157H171ZM181 158H182V157H181ZM181 158H180V160H181ZM187 158H188V157H187ZM205 158H206V157H205ZM233 158H234V156H233ZM236 158H235V159H236ZM124 159H122V161H123ZM142 159H141V161H142ZM147 159L150 160V158H148V157H147ZM147 159H145L144 161H146ZM159 159H160V161H159ZM183 159H182L181 161L184 162ZM193 159H194V158H193ZM193 159H192V162H191V161H190V162H191L192 164H194V166H196L197 163L195 164V163H194L195 161H193ZM197 159H198V158H197ZM203 159H204V158H203ZM213 159L216 160L217 158L215 157V158H213ZM218 159H217V161H219ZM231 159H232V158H231ZM231 159H230V160H231ZM235 159H234V160L232 159L233 161H231V162H229L228 160H226V161H228L230 164L233 165V164H236V163H235V162H236ZM242 159H243V158H242ZM242 159H241V160H242ZM125 160H124V162H126ZM139 160H140V159H139ZM149 160H148V162H149ZM154 160H156V159L154 158ZM165 160L163 159V161H165ZM188 160H190V157L188 158ZM188 160L185 159V163H190V162H188ZM199 160H201L200 156H199ZM199 160H197V162H198ZM205 160H207V158H206ZM205 160H202V161H205ZM208 160H209V159H208ZM210 160H212V159H210ZM241 160H237V162L240 163ZM257 160H258V157H257ZM122 161H120V163H121ZM132 161H130V162L133 163ZM137 161H138V160H137ZM141 161H138V163H137V166H138V167L141 165V164H139V163H141ZM144 161H143L142 165L144 164ZM157 161H156V162H157ZM171 161H170V163H171ZM181 161H178L179 166H180V164H183V163H180ZM186 161H187V162H186ZM213 161H214V160H213ZM226 161H224V163H225ZM153 162H154L153 165H155V164H156L155 161H153ZM158 162H157V163H158ZM200 162H201V161H200ZM208 162H209V161H208ZM221 162H222V161H220V163H219L220 165H221ZM228 162H227V163H228ZM232 162H233V163H232ZM241 162H242V161H241ZM258 162H259V161H258ZM128 163H127V164H128ZM131 163H129L128 165H130ZM134 163H133V165H134ZM146 163H147V162H146ZM146 163H145V164H146ZM150 163L152 164V162H150ZM165 163H166V161H165ZM165 163H163V164L165 165ZM170 163H169V165H170ZM174 163H177V162H174ZM185 163H184V164H185ZM191 163L188 164V166H187V164L184 165V168L187 166L186 168L188 169V168L190 167ZM202 163H204V162H202ZM210 163L213 165L212 162H210ZM210 163H209V165H210ZM217 163H218V162H217ZM222 163H223V162H222ZM229 163H228V165H229ZM256 163H257V162H256ZM127 164H123V165H127ZM147 164L149 165V163H147ZM147 164H146V166L144 165V166L146 167V169H145L144 166L139 167V169H141V170L143 169L144 171L146 170V172L150 173L151 166L149 165V166H150V167H149L150 169H149V168H147V167H148ZM161 164H162V163H161ZM166 164H168V162H167ZM171 164H172V163H171ZM200 164H201V163H200ZM205 164H207L206 161H205ZM219 164H218V165H219ZM257 164L260 165V163H257ZM176 165H178V164H176ZM218 165H217V168H218V169L215 168V169H217V170H215L216 172H218V170H222V169H223V170L226 171V169H228V168H226V169L222 168V167H224L226 164H225V165H224V164L221 165L222 167H220V168H222V169H220V168H219L220 165H219V166H218ZM223 165H224V166H223ZM228 165H226V167H228ZM242 165H244V164H241V166H242ZM246 165H247V164H246ZM246 165H244V166L246 167ZM155 166L158 167V164L155 165ZM155 166H154V167H155ZM160 166H161V165H160V163H159V168H156V167H155L154 169L152 168V170L160 169L163 165H162L161 167H160ZM165 166H166V165H165ZM171 166H172V167H171ZM171 166H169V168H173V167L175 168V164H174V165H171ZM179 166H177V167H179ZM200 166H202V165H200ZM244 166H243V167H244ZM129 167H130V166H129ZM131 167H133V166L131 165ZM131 167H130V169L127 167V168H128L127 170H128V171H129V170L133 171V168L131 169ZM134 167H136V166H134ZM143 167H144V168H143ZM152 167H153V166H152ZM163 167H164V166H163ZM177 167L175 168L176 170H177ZM181 167H182V166H181ZM181 167H180V171H181ZM191 167H193V166L191 165ZM198 167H199V165H198ZM203 167H204V166H202V168H203ZM205 167H206V166H205ZM207 167H209V166H207ZM207 167H206V169H208ZM212 167L214 168V167H215V164H214V166H212ZM255 167H256V170L258 171V170H259V169L257 168L258 166L256 165ZM136 168H137V167H136ZM166 168H168V167H166ZM184 168H183V169H184ZM186 168H185V171H186ZM193 168H194V167H193ZM195 168H196V167H195ZM209 168L211 169V166H210ZM213 168H212V169H213ZM248 168H249V169L246 171L247 174H248V171L250 170V167H248ZM260 168H261V166H260ZM148 169H149V170H148ZM161 169L163 170L164 168H161ZM161 169H160V171H161ZM183 169H182V170H183ZM191 169H192V168H191ZM200 169H201V168L199 167V170H200ZM204 169H205V168H204ZM204 169H203V170H200V171H203V174H202L203 176H201V177L199 176V173H200V172L198 173L199 170L196 172V173H198V176L200 177V182H201V178L204 177V176H206L207 174H208V176H206V177L209 178V179L212 178V175H217V174H214V172H213V174L211 173L212 175H211V178H210V175H209L210 172L208 173V172H206ZM252 169H253V168H251V170H252ZM127 170H126V172H128ZM152 170H151V171H152ZM169 170H170V169L166 170V172H165V171H163V172H164V173H167V171H168V172L170 173L171 170H170V171H169ZM254 170H255V168H254ZM131 171H130V172H131ZM137 171H138V169L133 171V172H134V176H133V173H132V172L129 173V174H125V175H129V176H130V175L132 174V178H133V179H136V178H138V177L135 176V175H136L135 172H137ZM183 171H184V170H183ZM185 171L182 173L183 175H184V174H185V175L187 174V173H185ZM195 171H196V170H195ZM204 171H205V173H207V174L204 175ZM211 171H212V170H211ZM213 171H214V169H213ZM252 171H253V170H252ZM259 171H260V170H259ZM259 171H258V172H259ZM138 172H140V173H138V174L140 175L143 171H140V170H139ZM171 172H175V170H174V171H171ZM178 172H179V168H178V171H177L176 173H178ZM187 172H188V171H187ZM189 172H190V168H189ZM189 172H188V174H187V175H188L187 178H186V176H185V178H186L188 181H189V180H190V181H194V180H196V181L194 182V183H196V182H197V179H194V180H191L190 178L188 179L189 175H192L191 173H193V174L195 173L194 170H193V171L191 170V173H190V174H189ZM223 172H224V171H223ZM223 172L219 171V173H221V174H222ZM227 172H228V171L224 172L225 174H223V175L226 176V173H227ZM258 172H257V174H258ZM144 173H145V172H144ZM152 173H153V174H154V173H158V170H156V172H152ZM159 173H160V172H159ZM169 173H167L166 175H167V176L170 175V176H172V177L174 176V173H173V175H171V173H170V174H169ZM180 173H181V172H180ZM196 173H195V174H196ZM201 173H202V172H201ZM219 173H218V175L222 176V175L219 174ZM228 173H229V172H228ZM230 173H231V172H230ZM251 173H252V174H251V176H252V175H254L253 173H255V172H251ZM168 174H169V175H168ZM232 174H233V173H232ZM247 174H246V175H247ZM255 174H256V173H255ZM257 174H256V175H257ZM260 174H261V172H260ZM260 174L257 175V176H259V179H257V180H260V183H261V182L264 181V180H263L264 177H263V176H260ZM141 175H142V174H141ZM141 175H140V176H141ZM143 175H144V176H143V177H144V180H146L145 177H148L149 174H148L147 176H145L146 173L143 174ZM150 175H151V174H150ZM150 175H149V177H150V178H154V181H155L156 179H159V181H162V180H160L161 177H160V178L157 177V176H159V175L165 177L164 174H163V175H162V174H159V175L156 174L157 176L153 175V176H155V177L150 176ZM175 175H176V174H175ZM179 175H181V174H177V176H179ZM196 175H197V174H196ZM200 175H201V174H200ZM227 175H228V174H227ZM233 175H234V174H233ZM256 175H254V177H255ZM140 176H139V177H140ZM177 176H175L174 178H171V180H170V184L172 183L171 181H174V179H175ZM198 176H197L196 178H199ZM220 176H218V177L215 176V177L219 180V177H220ZM225 176H224L223 178H226ZM229 176H230V174H229ZM251 176H250V175H249V176H245V178H249V179H250ZM135 177H136V178H135ZM141 177H142V176H141ZM143 177H142V179H143ZM149 177H148V179H147L148 181H146V183H149V180H151V179H149ZM192 177H193V176H192ZM254 177L252 176L251 179H254ZM167 178H168V177H167ZM179 178H180L179 180H181V177H180V176H179ZM194 178H195V176H194ZM227 178H228V176H227ZM227 178H226V181L228 180ZM231 178H232V177L229 178L228 183L230 182V179H231ZM234 178H235V177H234ZM240 178L243 179L242 177H240ZM255 178H256V177H255ZM260 178H261L263 181H261ZM140 179H141V178H140ZM140 179H139V180H140ZM142 179H141V180H142ZM161 179H163V178H161ZM169 179H170V178L166 179V180H167V185H168V183H169V182H168ZM172 179H173V180H172ZM177 179H178V177H177ZM182 179H184V176H182ZM192 179H193V178H192ZM209 179H208V180H209ZM213 179H215V178L213 177ZM221 179H222V178H221ZM238 179H239V178H238ZM249 179H248V180H249ZM141 180H140V182H138V183H137V182H132V183H135V187L138 188V187H141V186H139L140 183H141ZM163 180L165 181V179H163ZM175 180H176V179H175ZM184 180H185V179H184ZM184 180L178 181L177 183H178V184H179V182L182 183ZM187 180H186V181H187ZM243 180H244V179H243ZM243 180H242V183H244V181H245L246 183H247V182H248V183L250 182V181H247L246 179H245L244 181H243ZM257 180H256V181H257ZM134 181H138V180H134ZM154 181H153V182H154ZM156 181H157V180H156ZM156 181H155L154 183H152V180H151L150 182H151L152 184H155V185H156ZM164 181H162V183H163ZM176 181H177V180H176ZM176 181H174V182H176ZM186 181L183 182L184 184H181V183H180V184L183 186V188L187 187V186H185V185H187V184H185ZM188 181H187V182H188ZM202 181H203V182H201V183H204V182L206 183V182H207V180L205 181V177L202 179ZM212 181H213V180H212ZM212 181L210 180V183H211L210 185L213 186V182H212ZM219 181H220V180H219ZM231 181H232V183H233V180H231ZM251 181L253 182V180H251ZM256 181L254 180L255 183H256ZM187 182H186V183H187ZM217 182H218V181H217ZM240 182H241V180H240ZM257 182H258V181H257ZM157 183L160 184L161 182H158V181H157ZM188 183H192V185H194L193 182H188ZM198 183H199V182H198ZM198 183H197V184H198ZM205 183H204V186L207 187L208 184L205 185ZM218 183H219V182H218ZM223 183H226V182H225V181H222V186L224 185ZM228 183H226L227 185L225 184V187H226V188H229ZM242 183H240V184H241V187H244V186H242ZM248 183H247V185H249ZM137 184H138V185H137ZM180 184H179V185H180ZM229 184H230V188H232V187H231V182H230ZM233 184H234V183H233ZM237 184H239V181H238V180H237ZM262 184H263V183H262ZM136 185H137V186H136ZM141 185H142V187L145 186V185H143L142 183H141ZM163 185H164V187H165V184L158 185V187H159V186H163ZM174 185H175V187H177V184H176V183H175ZM179 185H178V187H179ZM181 185H180V186H181ZM210 185H209V187H208V190H207V189H204V190H207V192H206L207 194L210 193L209 191H211V190L213 191V188H214V186H215V185H214L213 188H211V190H210V189H209V188L211 187ZM216 185H217V184H216ZM219 185H220V183H219ZM219 185H217V186H219ZM234 185H235V184H234ZM244 185H245V184H244ZM250 185H251V182H250ZM250 185H249L248 187L254 186V185H251V186H250ZM259 185H261V184H259ZM263 185H264V184H263ZM263 185H261L260 188H261ZM152 186H153V185H152ZM172 186H173V183H172ZM172 186H170V188H169V186L166 187V188H167L166 190H169V189L173 190V188H171ZM188 186H190V188H191V185L188 184ZM196 186H198V187L201 186V189H202V186H203V185H199V184H198V185H196ZM204 186H203V188H204ZM217 186H216V187H217ZM227 186H228V187H227ZM236 186H237V185H236ZM255 186H258L257 183H256ZM255 186H254V187H255ZM142 187H141V188H142ZM146 187H147V190H148V187H150V185L148 184ZM155 187H157V186H155ZM198 187H197V188H198ZM216 187H215V189L217 190V188H219V187H221V186H219V187H217V188H216ZM225 187L223 186V189H224ZM234 187H235V186H234ZM234 187H233V189H234ZM237 187H238V186H237ZM248 187H247V188H248ZM258 187H259V186H258ZM258 187H257V188H258ZM144 188H145V187H143L142 189H144ZM150 188H151V187H150ZM150 188H149V189H150ZM168 188H169V189H168ZM192 188H193V186H192ZM194 188H196V187H194ZM221 188H222V187H221ZM221 188H220V189H221ZM239 188H240V186H239ZM251 188H252V187H251ZM260 188H259V190L261 191L262 189H260ZM262 188H263V187H262ZM142 189H141V191H142ZM152 189H153V187H152ZM155 189H156V188H155ZM162 189H163V187H162ZM162 189L158 188V190H162ZM174 189H177V188H174ZM181 189H182V188H181ZM181 189L179 188L178 191L181 190ZM188 189H189V188H188ZM220 189H219V190H220ZM223 189H221V190H223ZM235 189H236V190H234L235 192H237V190H239L238 188H235ZM252 189H253V191H255V190L258 191L256 188H255V190H254V188H252ZM252 189H250V190L252 191ZM138 190H139V188H138ZM158 190H157L156 192H158ZM182 190H183V189H182ZM185 190H187V188H185ZM192 190H193V189H192ZM198 190L200 191V188H198ZM198 190L196 189L195 191L198 192ZM202 190H203V189H202ZM225 190H227L226 193L229 194V190H231V189H229V190H228V189H225ZM241 190H242V191L239 190V192H241V193H240V195H239V194H238V195L242 197V195H243L244 193L246 194L247 191L245 190V187H244V189H241ZM243 190H245L246 192H244V193L242 194ZM247 190H249V189H247ZM263 190H264V189H263ZM143 191H145V189H144ZM151 191H152V190H151ZM169 191H170V190H169ZM173 191H175V190H173ZM173 191H172V192H173ZM178 191L176 190L177 193H181V194H178L179 196L177 195V197H180V198H178V199H181L182 194H183L182 197H184V194H185V193H183L184 190H183L182 192H178ZM214 191H215V190H214ZM251 191H250V192H251ZM253 191H252V192H253ZM147 192H150V190H148ZM160 192H161V191H160ZM172 192H171L170 194H171V195H175V194H173ZM176 192H175V193H176ZM185 192L187 193L188 190L185 191ZM197 192H191V195L187 193V195H189L188 198H187V196H186L187 200H188L189 198H194L195 196L197 197L196 194L199 193V195H200L203 191H202V192L200 191L201 193H200V192L197 193ZM219 192H220V191H219ZM219 192L217 191V193H218V196L216 195L217 197H219V195H221ZM222 192H223V191H222ZM239 192H237V193H239ZM258 192H259V191H258ZM258 192L256 193V196H257V194H258V196L261 195L260 192H259V193H258ZM262 192H264V191H262ZM145 193H146V192H145ZM203 193H204V195L206 194L205 191H204ZM212 193H214V192H212ZM217 193H214V194H211V195H212V196H213V195L215 196V194H217ZM223 193H224V195H225V191H224ZM223 193H222V194H223ZM230 193H231V192H230ZM237 193H235V195H236ZM228 194H226V195L228 196ZM252 194H253V193H252ZM259 194H260V195H259ZM262 194H264V193H262ZM180 195H181V196H180ZM185 195H186V194H185ZM201 195H202V194H201ZM201 195H200V196H201ZM208 195H210V194H208ZM229 195H230V194H229ZM235 195H234V196H235ZM246 195H247V194H246ZM253 195H254V194H253ZM168 196H169V195H168ZM212 196H211V198H210V196H209L210 200H211L212 198H213V199L216 198V197H214V196L212 197ZM221 196H222V195H221ZM221 196H220V199H221ZM231 196H232V193H231ZM239 196H238V199L240 198ZM244 196H245V195H244ZM254 196H255V195H254ZM256 196H255V197H256ZM258 196H257V197H258ZM173 197H174V196H173ZM222 197H223V196H222ZM224 197H226V196H224ZM229 197H230V196H229ZM235 197H236V196H235ZM235 197H231V198H233V200L231 199V201H228V202H232V203H233ZM246 197H247V196H245V199H247ZM257 197H256V198H257ZM263 197H264V196H262V197L260 196L261 199H262ZM170 198H171V196H170ZM199 198H200V197H199ZM199 198H197V200H198ZM203 198H205V197H203ZM209 198H207V199H209ZM226 198H227V200L230 199V198H228V197H226ZM226 198H225V199H226ZM236 198H237V197H236ZM236 198H235V199H236ZM243 198H244V197H242V199H243ZM252 198H253V197H252ZM260 198L258 197L257 200L260 199ZM178 199H177V200H178ZM182 199L184 200L183 202H185L186 199H184V198H182ZM218 199H219V198H218ZM220 199H219V200H220ZM238 199H236V200H238ZM240 199H241V198H240ZM242 199L239 201V202H240V203H238L239 205H241V201L244 200V199H243V200H242ZM248 199H249V198H248ZM248 199H247V200H248ZM253 199H255V198H253ZM261 199H260V200H261ZM171 200H173V199H171ZM189 200H190V199H189ZM191 200H193V199H191ZM191 200H190V201H191ZM195 200H196V199H194V202H195V204H196L197 202H196ZM200 200H202V203H205V202H206V201L204 202V199H202V197H201ZM200 200H198V202H199ZM205 200H206V198H205ZM210 200H209V201H210ZM216 200H217V199H216ZM221 200H222V199H221ZM221 200H220V201H221ZM223 200H224V198H223ZM223 200H222V201H223ZM247 200H244V201H247ZM251 200H252V199H251ZM251 200H250V201H251ZM262 200H263V199H262ZM173 201H175V203H176V199L173 200ZM181 201H182V200H181ZM207 201H208V200H207ZM211 201H212V200H211ZM214 201H215V200H213L212 202H214ZM168 202H169V201H168ZM186 202H187V201H186ZM191 202H192V201H191ZM200 202H201V201H200ZM212 202H209V204L211 205ZM224 202H225V201H223V203H219V202H217V203H219V204L221 205V204H224ZM226 202H227V201H226ZM261 202H262V201H260V203H261ZM169 203H171V205H173L172 202H169ZM175 203H174V204H175ZM177 203H178V201H177ZM187 203L190 204V202H187ZM206 203H207V202H206ZM217 203H216V204H217ZM245 203H247L248 205L250 204V203H248V201L245 202ZM245 203H243V204H244V206H245V208H246L247 204L245 205ZM257 203H259V202H257ZM257 203H256V204H257ZM260 203H259V205H261V206H259L258 204H257V205L255 204V206H259V207H260V208H258V207L256 208V209H259V212H260L261 207L264 208V206H262L263 204H260ZM167 204H168V203H167ZM193 204H194V203H193ZM195 204H194V205H195ZM225 204H226V203H225ZM228 204H231V203H228ZM228 204H226L225 207H227L226 209H229V210H230V208H228ZM235 204H236V206H237V203H235ZM145 205H146V204H145ZM163 205H164V204H163ZM190 205L193 206L192 204H190ZM199 205H201V206L203 207L205 204H201V203H200ZM210 205L208 206V204H207L208 207H210ZM212 205H214V207H216V206H215V203H212ZM217 205H218V204H217ZM167 206L169 207V205H167ZM173 206H174V205H173ZM205 206H206V205H205ZM207 206H206V207H207ZM234 206H235V205H234ZM241 206H243V205H241ZM244 206H243V207H244ZM249 206H250V205H249ZM202 207H201V209H202ZM214 207L212 206L211 209L209 208V211L211 210L210 212L207 210V212H209L210 215H211V212H212V210H213ZM220 207L222 208V205H221ZM223 207H224V205H223ZM225 207H224V208H225ZM238 207H240V206L233 207V208L235 209L234 212L237 211L236 209H237ZM243 207H242L241 210H244V209H245V208H243ZM197 208H199V207H197ZM203 208H204V207H203ZM217 208H218V207H217ZM217 208H216V209H217ZM201 209H200V211H202V213H203V209H202V210H201ZM207 209H208V208H207ZM218 209H219V208H218ZM226 209H225V210H226ZM238 209H240V208H238ZM177 210H178V209H176V211H177ZM205 210H206V209H205ZM225 210H224V211H225ZM156 211H157V210H155V212H156ZM215 211H216V210H214L213 213H214ZM218 211H219V210H218ZM220 211H221V210H220ZM220 211H219V213H220ZM230 211H231V213L233 212L232 210H230ZM230 211H229V212H230ZM262 211H264V210H262ZM157 212H158V211H157ZM225 212H227V211H225ZM229 212H227L226 214H229ZM244 212H245V211H244ZM257 212H258V211H257ZM176 213H177V212H176ZM205 213H206V212H205ZM205 213H203L204 216L206 215ZM213 213H212V214H213ZM219 213H217V212L215 213V214H217L216 218L218 217V214H219ZM237 213H238V212H236L235 214H237ZM239 213H242V215H243V212H242V211H240ZM263 213H264V212H262V213H260V214L262 215ZM224 214H225V213H224ZM235 214H234V215H235ZM257 214H258V213H257ZM260 214H258L257 217H259ZM207 215H208V214H207ZM207 215H206V216H207ZM219 215H221V213H220ZM263 215H264V214H263ZM263 215H262V216H263ZM173 216H174V215H173ZM175 216L178 217L177 215H175ZM175 216H174V217H175ZM222 216H223V215H222ZM227 216H228V215H227ZM213 217H214V215H213ZM183 218H184V217H183ZM202 218H203V217H202ZM205 218H206L207 220H210V219H209L210 217H209V218L205 217ZM205 218H204V219H205ZM262 218H264V216H263ZM262 218H261V219H262ZM177 219H178V218H177ZM206 219H205V220H206ZM219 219H221V217H220ZM219 219H218V220H219ZM261 219H259V220L257 219V220H258V223H259V221H260ZM172 220H173V219H172ZM178 220H180V216H179V219H178ZM184 220H186V219H184ZM263 220H264V219H263ZM180 221H181V220H180ZM180 221H178V222H180ZM253 221H256V220L254 219ZM261 221H262V220H261ZM178 222H177V224H178ZM183 222H184L185 224H186V223H187V224L189 223V221H188V222H187V221H186V222L183 221ZM191 222H192V223H190V224H188V225L191 226V224H193V221H191ZM174 223H176V219H175ZM255 223H257V221H256ZM260 224H261V223H260ZM260 224H259V225H260ZM175 226H177V225H175ZM175 226H174V227H175ZM179 226H181V225H179ZM183 226H184V224H183ZM190 226H189V227H190ZM187 227H188V226H187ZM191 227H192V226H191ZM191 227H190V228H191ZM193 227H194V226H193ZM193 227H192V228H193ZM175 228H176V227H175ZM177 228H178V226H177ZM179 228H180V227H179ZM184 229H185V228H184ZM190 230H191V229L186 230V231H187L186 235H187L188 233L191 232ZM189 231H190V232H189ZM188 235H189V234H188ZM188 235H187V237L185 236L186 239H187V238L190 239ZM188 241H189V240H188Z\"/></svg>","mask_w":264,"mask_h":264}]
</instances>
